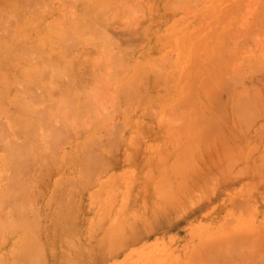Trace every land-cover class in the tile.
<instances>
[{"label": "rangeland", "instance_id": "obj_1", "mask_svg": "<svg viewBox=\"0 0 264 264\" xmlns=\"http://www.w3.org/2000/svg\"><path fill=\"white\" fill-rule=\"evenodd\" d=\"M56 1L55 2H51L49 0H41V1L40 0L39 1L38 0H0V20H1V22L4 19V18L2 19V17H4V16H6V18H9L10 21L12 19H13V22L15 21L14 22L15 24H12V27L11 26H8V28L9 27L11 28L10 29L11 31L14 30V31H12V33H9V35H7L8 33L7 34L6 33H3V30L5 32L6 31L5 29L7 28V25L10 24L12 21L9 22V19H7L8 22H6V21H5V23L2 22V24L4 26L2 24H0V27L2 26L3 28L6 26L5 29H1L0 28V36L5 37V38H1L0 37V51H1L0 52V127H1L0 128V133H2V134H0V143H1L0 144V150L2 148L1 146L7 145V143H9L8 136L9 135H12L13 136V132H11V131L12 130H18V126L15 125L14 121L17 120V119H19V118H22L24 121L27 119L28 121H26V122L33 123V124H30V128H32V133L31 132L28 133V139L29 140L30 139L33 140V141L30 140V142H31V147L33 145H35V146L32 147L34 149V151H35V148H38L37 150H39V149H42V150L43 149H46V150H48V148L50 147L47 144V142L45 143L46 138H47V140L49 139V136H47V135H48L49 130H50V128L48 129L46 127H49V126L51 127L52 126L55 129H57V128L60 129V132H59V130H57L58 131L57 133H59L60 135L62 133L63 136H64V134H68V135H65L64 138H63V136H60L58 134L60 136L58 140L61 141L60 138L62 137L64 139V143H62L63 141H61L62 144L56 142V145H59L60 144L62 147H60V145H59L60 148L59 147L57 148L55 146L57 148V152L56 153L54 152L55 154L53 152L52 153L49 152V150H48L49 153L47 151H45V150L43 151V152H46L49 155L53 154L52 155V158H51V162H52L51 164H53L52 166H51L50 163H49V165L47 163L48 166L46 164H44V161H48V159L47 160H45V159L43 160L44 157L50 158L51 156L45 155L42 152V150L41 151L39 150L40 151L39 153H38V151H35V152L38 153L39 156L42 155L39 158V156L37 154H36L37 156L34 155L35 153H34L33 149L30 147V149H32V150L29 149V152H30L31 155H33L32 156V159H35V157H36L38 163L35 164L36 159L34 160L35 162L34 161L31 162V160H32L31 158H30V160L28 159L29 161H26V163L28 164V166L27 165L25 166V163H24L23 173L20 175V176H22L24 174L25 177L22 176V179H25L26 178V174H28L27 176H29L30 173H33L35 171L33 173L34 176L31 175L32 177L30 178V176H29V180H28V178H26L27 180H25L26 181L25 183L27 184V188H29V189L26 188V191H24L25 193H23V195L21 196L22 197L21 199H18L20 197H17V200L19 202H21V205H22L23 199L25 201L26 200L25 198H27L28 201L27 200H26L27 202L25 201L26 202V206H24V207H26L28 209V212H29L30 209L32 210V208H33V210L29 212L30 214H31V212L33 213V215L30 216L32 218H30L28 216L29 213H27V210H26V213L27 214L23 212L25 214L24 215V220L25 221L24 220L23 221L26 224L29 223L28 224L29 227L26 226L27 228H24L23 230L21 228L20 229L22 231L27 230V229L31 228V226H33V223H35L34 225L36 227L35 226L32 227L33 230L31 228L30 230H28L26 232L24 231V232L25 233H28V234H29V232H30V234H32L31 232H36L37 234L35 233V236L37 235V237H39L38 234L40 235V239L39 238H36L34 236L35 244H36V250H34V252H32V253H34L35 258H34V260L30 264H52V263L53 264H55V263L57 264V262H58V264H60V262L61 263L63 262V259L60 258V260H59V257H61V256L63 257L64 252H65V249H63V248H65L64 247L65 245L63 243L57 241V239H58V237L56 236L57 233H58V235H60L59 233H63V235L64 236L66 235L67 237H68V235L70 233V238L77 237L78 236V239H81V241H82V239H84V237H85V230L87 231V229H88L87 227H89L91 225L90 223H91L92 219L95 217V214H96L97 209H98V206L97 205H94V203L92 202L93 201L92 200L93 199L92 198V194L93 193H96L98 190H100L98 188V184H100L101 182H105V180H111L112 178H114L115 179V181H114L115 187L119 191V196L120 197H128L129 192H130V190L132 188V185H133V180L135 179L134 178V176H135L134 173L135 172H137L138 170L142 169L141 167H143L144 164H146V163L148 164L150 161L159 160L161 162L162 160H164V162L167 163V162L170 161V158H171L170 155L163 154V152H164L163 150L166 147L168 148V145L171 144V143H173L174 141H172V140H166L165 141L164 139H161L160 138V136H159L160 135V131L163 130V128L160 127V125L158 124L159 122L157 123L156 120H155V118H154L155 117V113L158 111L157 110V106L155 105V103H154L153 106L152 105H149L151 103L153 104V102L155 101V99L159 98V94H160L159 87L156 84L157 82L155 80V77L152 76V74L151 73H148V72L146 73V75L144 74L145 76L139 74L140 76H135L133 78L132 83L129 84L127 90H130V91H127V92H122L121 91L122 93H118L117 92L118 93V95H117L116 88H119L120 90H122V88H121L122 79L125 77L124 76L125 74L127 75L128 72L129 73L131 72L130 64L129 63L126 64V66L128 67L129 70L128 69H126L125 71L121 70V73L119 71V73L118 72L117 73L116 72L115 73L113 72L114 73L113 74L112 71L109 70V72H111V75H110V73L107 70V72H108L109 75L108 74H105V73L104 74L105 75H108L109 76V79H107V82L106 83H102V86H103V88L105 87V89H103L101 92H102V94H104L107 91H111L112 90L111 91L112 92V95H109V96H111L110 98H112V99L109 101L110 98L105 95L108 98V101H109L110 104H107L108 101H107V103L104 102L105 99H101V102H102V100H104L103 102L108 105L107 108H110V110L107 109V108H104V110L107 109L106 111H108V113L110 112L109 114L111 116L112 115L111 113L114 112V110L118 109V108H116V109L115 108H112L114 106L113 105L114 103H115V105L116 104L118 105L119 104L118 102H122V101L125 100L126 103L124 101L123 104L129 103V105H132V106L127 107L126 113L124 112V114H121L120 112H122L126 108V106H128V105L124 106L125 108L122 111L119 110L118 113L115 112V114H116L115 116L112 115V117H109L107 119V117L109 116V114H108V116H105L106 113L103 110V107H106V106H105V104H104V106L103 105L101 106V104H103V103H101V102L99 103V94H101V92L99 94H97V95H94V89H96L95 87H97V84H98L97 81L99 80L98 79L99 77L97 78L98 80H95L94 79V81H95V82H93L94 83V85H93L94 87H92V85H91L92 83H89V85H87V87H85L84 86L85 84H84L83 80L80 81L79 78H78L81 70H82L81 74L83 73L84 75H85V73L87 74V72L93 70L92 69L93 62L95 60H97L99 57L98 58L95 57V60H92L91 61V59H94V58H92L91 55L96 56V54L99 53V50L103 46L106 47V45H108L109 49L116 50V48L118 46L117 44H115L117 46L114 45V48L110 47V46H112L111 45V43H112L111 41H112V38H113V39H116L117 40V43L118 44L120 43L119 44V47L120 48H121L120 45H122V47L125 46V48H126L128 46L127 44H129L128 47H130V44H132L131 47H130V50H127V49H124V48H121L122 50L119 48L118 50H120V54H121L122 51L125 52V56H129V58H127L125 56L124 57L127 58L128 60L129 59L131 60L132 58L134 59V56H135V59L134 60H136V59H138V57H141L142 54L145 52V50L147 49V46H148L147 43L151 39V38L148 39V42H146V39L148 37L145 38L146 35H143L141 33L142 32L141 31L142 26H144L145 24H146V26H148V32H146V33L149 34V32L150 33L152 32V28H153V31L155 32L156 29H157V27L163 25V23L165 24L166 21L168 22L167 25H169L173 21L175 22L177 20H181L182 17L185 18V20H186L185 22H183L185 24L183 27L184 28L187 27V24H188V27L186 28L187 30L190 29V30L193 31V30L196 29V31L199 32L198 34H200L199 37H198L200 40L198 38H196V40H198V42L200 41V43H203L204 47L205 48H209V49L212 48V44L213 43H212L211 38L210 39L207 38V36L210 34V33H207V32L211 31L214 28H216V31L214 30L215 32H221V31H223L222 29H224V32L227 31V30H229V29L230 30L231 29H234L233 31L231 30L234 33V37L236 36L235 38H237L238 35L241 36V37H240V40H239L240 42L238 41V43L236 42L238 40V38H237V40H235L234 38L229 37V39L232 40L231 43H234L233 39L235 40V43H236L234 45H230L231 47L234 46V49L233 50H235V47L236 46L238 48V49L236 48V50L233 51L234 53H232V54H234L233 55L234 58L232 59V61H238L237 60L238 59L237 57H239L241 55V58H240L241 59V62H240V59H239V63L242 64L243 63V60L245 59L243 64H245L247 66V64H249V62L251 61L250 56L252 55L251 58L254 57V59H255L256 54L259 53V50L264 47V29H263L264 28V16H263L264 15V0H231L230 2H233L232 4H235V5H234V7H233V5L230 6L229 9H231L232 7L234 9H232L233 11H230V10H229V12L226 11L227 14L228 13H231L229 15H231V16L233 15V17H230V19H229V15H227L226 18L224 17L225 10H223V9H221L220 12L219 11L218 12H213L212 11V8L214 10V7H213L214 5H213V2H211L210 0H205L204 2L202 1V3H200V5H198L200 1L196 0V2L198 1V4L197 5L195 4V6H196V7L194 6L195 8H193V9L191 8L190 9L191 12H190L189 9H188L189 12H188V10H183L185 7L183 9L182 8H178L179 10L174 9V6L173 5L177 4L178 2H176V1H178V0H175V4L173 3L174 0H173V2L171 0H168L169 2L167 1L168 3H171V2L173 3V4L171 3L172 6H173V8H169L170 6L168 7L167 6L168 4L166 5V3H167L166 0H141L142 2H145V3H142L140 0H129V1L127 0V1H124V2H126V3L130 2V1L131 2L132 1L135 2V3L131 4V7L130 8L132 9V7H133L135 9V12L136 13H137L136 7L134 6V4L136 5V1L139 2V5H142V6H139L138 5V2H137V5H138L137 7L142 8L141 9V12L138 11V13L139 12L140 13L139 14L137 13L138 16L140 15L141 18L140 17L139 18L141 20H137L136 17H138V16H134L136 18L137 23H138L137 26L134 27V28H131V25H130V27L127 26L128 23L131 22V20L135 19L134 17L128 18V15L126 14L127 15L126 17L128 18L127 20H129V21H127L125 19L126 22L123 21L124 18H122V21L121 20L120 21L118 20V19H121V18H118V19L115 18V16L118 17V15L120 14V10H118L119 11L118 12V15L116 14L117 13L116 12V7L119 6L118 4L121 3L119 0L117 1V3L119 2L118 4L116 3L114 5V2H113V5H111V6H116V7L114 9H112L110 12L108 11V9H106L107 10L106 11L104 8H102V6H101V9L102 10H105V11L102 12L101 9L99 10L100 6L98 7V2H100V0H89L88 3H87L88 0H85V3L82 0H70V1L64 0V1H68L69 2V3L67 2L69 5L67 3L66 4L63 3L64 5H67L66 8H65V10H67V11H65L64 8L63 9L61 8L59 1H57V2ZM110 1L112 2V1H115V0H110ZM241 1H242V3H241ZM44 2L46 3L45 5H47V6H49L48 4H50V3L52 4V5L50 4V7H45V10L47 8V11H45L43 9L44 7L41 10V7L40 6L42 4L44 5ZM47 2H49V3L47 4ZM103 2H104V0H103ZM179 2H182V1H179ZM58 3H59V5H58ZM71 3H73L76 7L72 4L73 5V8H71ZM81 3H84V4H81ZM94 3H95V6L93 5ZM122 3H123V1H122ZM96 4H97V6H96ZM162 4L166 5L167 8L166 7H163L162 8ZM228 4H231V3H227V5ZM182 5L183 6L185 5L184 1L182 2ZM236 5H240V6H237V8H236ZM183 6H181V7H183ZM69 7H70L71 10L68 9ZM86 7H87V9H86ZM96 7L98 8V11H97L98 13H101L102 12V14H101L102 15V18H103V16L106 17V15H105L104 12H107L106 14H108V13L112 14V11L115 10V11H113V12H116L115 13L116 15L113 13L115 15V16L113 15L115 20L112 18V15L110 16V14H108V19L104 20V22L106 23V27H105V25H103V24H105L103 21H101V22H103V24L99 22L102 18H101L100 15L99 16L97 15V12H95L96 11ZM121 7H119V8L117 7V9H121ZM38 8H40V9H38ZM106 8H109V6L106 7ZM74 9L77 10V11H75ZM90 9H91V12L92 13H90ZM131 9H130V11H131ZM163 9H165V11ZM29 10H31V11H29ZM72 10H74V11H72ZM122 10H123V7H122L121 11ZM126 10L129 11L128 9H126ZM71 11H72V13H71ZM82 11H83V16L84 17L82 16V18H81L79 16L82 15V13L80 14V12H82ZM43 12H45V13L47 12V13L45 14ZM77 12L80 14L78 16L79 19H78V17H75L76 19H73V18L69 19L72 16L74 17V15H72V14H76ZM93 12H95L96 14H94ZM211 12H213V13H211ZM262 12H263V15H261ZM78 13H77V15H78ZM127 13H130V12H127ZM13 14H14V16H13ZM37 14H38V18L39 17H41V18L38 19L37 18ZM93 14H94V16H91L90 17V15H93ZM123 14H124V10H123ZM123 14L121 12V15L122 16H123ZM134 14H132V15H134ZM188 14H192V15H188ZM39 15H41V16H39ZM259 15H261L262 17H260ZM57 16H58V18L60 20L57 18L58 21L53 24L52 22L56 21V17ZM85 16L87 18L90 17L89 19L93 18V20H95V21H96V18L97 17L100 18V19L97 18L98 21H96V22L95 21L93 22V20L91 19V21L93 23H95V24L98 23V25H96V26L94 24V27H95V29L98 28V31L99 32H97V29L95 30L93 28V30H95V32H97L96 33L97 38H96V35L94 37L93 36L92 37L89 36L90 38L87 37L88 35H86L85 40L84 41L82 40L83 43L86 44V41L88 40L87 38H89L90 40H92V38H94V39L92 40V42L91 41H88L89 42L87 44L88 46L85 45L87 47L83 46L82 45L83 43H82L80 47L83 46L84 48H80L79 45H80V42H82V41L80 40L81 37L78 38V36H77V38H78L77 40H79L78 41L79 43L77 42L79 44L78 47L75 45V47H77V48L73 49V48L70 47V49L67 50V51H71L72 50L71 51L72 53L70 52L71 56H70V54L69 55L68 54H65L64 55L63 53H68V52H64L63 48L62 47H59V45L55 42V39L52 38V36L54 34H56V32H58L59 29L62 28L63 25H65L64 27L67 26L66 29H68V28H70V26H73L71 28H74V26L76 27L77 25H82L83 22H84L85 23V26L92 27V25L91 26L90 25H86V22H87V24H89V21H88L87 18H85ZM122 16H119V17H122ZM34 17H36L37 19H34ZM67 17H68V19L70 21L65 22V20H66ZM109 17L111 19H113V21L111 19H110L111 20L110 21L109 20ZM142 17H144V18H142ZM219 19H221V20H219ZM227 19H229V20L224 23L223 20L225 21ZM108 21H110V23ZM136 21L134 20V22H136ZM215 21H217V22H215ZM218 21L219 22L222 21V22L219 23ZM28 22H30V23H28ZM60 22H61V24H60ZM107 22L109 23L108 25H107ZM6 23H8V24H6ZM24 23H26L27 25L24 24ZM58 23H59V26H58ZM237 23L240 24L238 26H241V27L243 26V28H240V29L239 28H236L235 26H237ZM253 23H254V25H253ZM21 24L23 25L22 26V29L24 27L23 30L21 29L22 32L19 31L20 30L19 28H20V25ZM28 24H29V27L28 28L25 27V26H28ZM34 24H36V26ZM231 24H233V25H231ZM54 25L56 26V28L57 27H60V28H57L58 29L57 30V29H55ZM122 25H124V27H126V28L122 27ZM132 25H134V24L132 23ZM220 25H221V27H220ZM82 26H84V24ZM98 26H100V27H98ZM112 26H114L115 29H117V30H118V27L121 26L122 29H125V30H121L120 29V31H117V30L113 29L114 27L111 28ZM255 26H257V27H255ZM50 27H52V28H50ZM127 27L130 28V29H128ZM99 28H102L101 31H104L105 30L103 28H106L107 30H105L104 33L103 32L100 33V29ZM108 28H111L114 31H111V29H108ZM126 29H127V31H126ZM203 29H205V30H203ZM218 29H219V31H218ZM236 29H238V30H236ZM258 29H260L262 32H259ZM7 30L10 31L9 29H7ZM68 30H71V29H68ZM128 30H130V32H128ZM252 30L254 32H257V35H255L256 33L252 32ZM107 31H108V33H107ZM234 31L235 32L237 31L236 34H235ZM125 32H128V34L125 33ZM246 32L247 33H250L251 32L250 34L251 35L254 34V36H251L250 34L246 35ZM15 33H17L16 36H15ZM28 33H31V34H28ZM25 34H27L28 36L25 35ZM103 34L105 35V37H103L104 36ZM107 34H109V35H107ZM116 34H117V37L118 38H116ZM126 34L128 36L126 38H128V39H125L124 38V36ZM151 34H153V32ZM226 34H227V32H226ZM229 34H231V33H229ZM12 35H14L13 36V39H12ZM49 35H50V37H49ZM109 36H110V39L109 40H111V41L108 40V37ZM231 36H233V34H231ZM9 37H10V40L8 39ZM102 37L105 38V40L100 39ZM106 37H107V41L110 44H108L106 42ZM226 37H228V36H226ZM250 37H254L256 39L253 38V40H251L252 38H250ZM39 38L40 39L43 38L42 39L43 41L41 40L42 43H43V45L42 46H39L37 53L38 52L40 53L43 50L42 51L43 53H41L40 55L41 56L42 55L44 56V54H46L45 55L46 58L47 59H51L52 60V63H53V61L54 62H57L58 64L57 63L56 64H57V66L59 68L56 67V65H55V67L57 69L50 70L51 72L48 70V74L46 73L47 70L44 69L43 74L45 76H46V74L47 75H51V74L53 75V76L51 75L52 77L49 76L51 78L50 81H48L49 80V77H48V80H46L47 78L43 75V77H45L46 83L47 82L49 83V84L47 83V85H45L46 88L47 87L50 88V89L52 88L51 89L52 91L50 90L51 91L50 93H49V90L48 89H47V91H46V89H44V91H42L43 89L41 88V85L42 84H45V80H42V78H43L42 76L35 82L34 86H32L33 87L32 89H34V91L31 90V89L29 91H32L34 93L35 90H36L35 88H37L38 92H40V93H38L36 91V93H34V94L37 95V93H38L39 95H41V96H38L37 95V97H40L41 98V97H44V96H46V97L53 96V98L52 97L51 98L54 99V97H56V95H58V91L61 94L60 89L62 88V86L64 84L63 81L64 80H67V79L66 78H63L64 80L57 81V82H53L52 79L54 78V76L57 75V71L58 70L59 71H61L62 69L64 70V67H65V69H68L69 70L70 68L67 67V66L70 65L71 70H73V72L70 70V72H72V73L69 74V75H72L73 73H75V74L73 75L74 76L73 79H72L71 76H69L71 79L69 78L67 80V82L71 83L70 81H73L74 82V81L78 80V81H76L77 83H75V82L73 83L72 82L73 83V86L78 87L77 84L83 82L82 85L85 88V89L84 88L82 89L83 91H81V90L79 91V88L82 86V85L80 86V84H79L80 87L76 91L77 93L75 92V99H76V103L74 105L75 108L78 109L79 111L81 110L83 112V110H84L83 108L86 109V107L88 108L89 105H90V108H91V106L94 105L93 102H95V101L93 100V98L94 99L95 98L96 99L98 98V100H97L98 103L94 105V111H96L97 109H99V111H96L94 114H97V112H101V117H99V119L97 121L99 122V120H102L103 117H105L104 118L105 119V124L108 121L110 122L112 120V121H114L113 123H111L112 121L110 123L109 122L108 123L115 125V128H116L115 130L118 131L115 135H113V138H112V140H114L115 142L114 141L113 142H108V140L110 139L109 138V135H107L108 136L107 138L104 137V134L107 132L106 131V128L107 127L103 130V125H102L101 121H100V125L97 123V121L94 123V125L95 124H98L99 126L98 125H96V126L93 125L94 126V129H97L99 127V129H97L98 131H96L93 135L94 136H96V135L98 136V137L97 136L95 137L96 138L95 140H98L97 141L98 143H96V145H98L97 146L98 153H99L100 150H102V151H100L101 152V155H100V153L99 154H96L95 153L97 155L96 156L95 154H92L93 152L90 153V154H92L93 156L95 155V158L97 157V159H99L100 156H101V159H103V157H106V159H104L105 161L103 160L105 163L104 162L102 163V161L99 159L101 161V163H100L99 160L95 159L94 157L93 158H88V157L86 158L85 157V156H89V152H91V151L90 150H86L87 147H88L87 149H89V146H84L82 142H85V140H86L85 145H92V143H93V145H95V143L94 142L91 143L89 141L90 139H88L89 136H90L89 133H91L90 131H91V129H92L93 126L90 124L91 126H88L87 129H84V127H85V123H84L85 121H84V119H82V122H81V123H84V125L82 124L83 125L82 127H83L84 131L81 132V130H79V128L81 126L79 123H80L81 120H79V123H77L78 120H74L73 116H70L69 119H62V121L60 122L61 124L60 123H53V124H48L45 127V126H42V124H40L39 122H37V120H35V119L32 120V118L31 117H28L27 114H25V113L22 114L23 112L20 113L19 106H18L19 105V103H18L19 100L17 99V94L18 93H16L17 90H19V89H18V85L16 84L17 81H15V80H20L22 78L21 76L24 75V72H27L28 70H30L31 66H33L32 62H29V58L30 57L36 58V51L34 49H36L37 46L39 45V41L37 40ZM47 38H48V40H47ZM49 38H52V39L50 40ZM83 38L84 37H82V39ZM98 38H99V40H98ZM122 38H123V40H122ZM167 38H171V35L170 36L168 35ZM143 39H145V40H143ZM224 39L225 40H228L227 38H224ZM20 40L22 42H20ZM25 40L26 41L27 40H31V42L35 41V42H33L34 44L33 43H31V44L33 46L35 45L36 48L35 47L33 48L32 45L29 46V44H30L29 41L26 42ZM241 40L243 41V44L240 45ZM18 41H19V43H20V45L22 47V52L20 50L21 47H19V45H18L19 44ZM254 41H256L257 44ZM104 42H105V44H104ZM213 42H214V40H213ZM23 43H25L26 45H24ZM114 43H116V41H114ZM207 43H210V44H207ZM229 43H228V45H229ZM250 43L252 45H249ZM246 44L248 45V47H247ZM244 45H246V46H244ZM253 45H255L256 48ZM7 46H8V48H7ZM13 46L14 47H19V50L20 51L17 50V48H14ZM23 46L24 47L26 46V49L29 47L27 49V51L28 50H31L30 48H33L31 50V52H27V54H29L30 57L29 56H26L25 57L23 51H26V50L23 49ZM89 46H91L93 48L91 49V47H89ZM230 46H229V48H230ZM249 46H250V48H249ZM257 46H259L261 48L259 50H257ZM99 47H100V49H99ZM104 47L101 49V51L106 50L108 48V47H106V48H104ZM13 48L16 49L15 50L16 52L14 51ZM95 48H96V50H95ZM240 48H242L243 50L240 49ZM245 48L246 49L249 48V49L246 50ZM78 49L81 52H79ZM93 49H94V51H93ZM252 49H253V51H252ZM33 50H34L35 53L33 52V54H32V51ZM84 50H85L86 54H88V55H86L84 53ZM118 50H117V52H118ZM249 50L251 52H254V51L255 52L253 54H251V52ZM262 50H260V54L263 56L264 55V50H263V54H262ZM48 51H50V52H48ZM95 51H96V53H95ZM215 51H217V50H215ZM13 52H15L16 54L13 53ZM51 52L53 54L52 57L55 60L52 57L50 58L51 55L48 54V53H51ZM76 52H78V53L76 54ZM123 52H122V54H123ZM220 52L221 51H218L217 52L218 53L217 55H219L221 58H217L218 60H214L213 61L214 64H217V65L220 64L221 65L220 59L222 60V64L227 61V59L225 61H223V58L226 56L227 53H225V51L224 52L222 51L224 54L222 52L221 53ZM79 53H80V55L78 56V58H77L78 60H77L74 57H77L75 55H78ZM55 54H56V56H54ZM238 54H240V55L238 56ZM248 54L249 55L251 54V55L248 56ZM20 55L22 56L21 57L22 59L20 58ZM1 56H2V58H1ZM17 56H18V58H17ZM39 56H38V58H39ZM81 56L84 57V58L83 59H80ZM86 56H87L88 59H89V57L91 58V59H89L90 60L89 62H88V59L86 61L84 60V59H86ZM97 56H99V55H97ZM59 57H60V59H58ZM226 57H228V56H226ZM257 57H261V56L259 55ZM5 59H7V60L5 61ZM127 59H125V61ZM247 59L248 60L250 59V61H248ZM30 60L33 61L34 59H30ZM35 60H38V59H35ZM35 60H34V63L36 64V61ZM51 60H49V61H51ZM72 60H73V62H75L76 60L77 61L73 64ZM10 61H12V62H10ZM81 61L83 62V64H82ZM134 62L135 61H133V63ZM229 62H231V61L229 60ZM246 62H248V63L246 64ZM76 63H78V65L81 67L80 68L81 70H78L77 73L75 72L76 70L74 71V69H75L74 67L76 66L75 65ZM231 63H228L227 62L225 64H231ZM233 63L235 64V62H233ZM41 64H44V63H41ZM65 64L67 66H65ZM241 64H238V66L236 68H235L234 65H230V68H231V66H234L233 68H231L232 71H227L228 68H229V65H227V70H226V66L225 65L223 66L224 67L223 69L227 71V74L229 72L228 75L232 74L230 72H233V74H234L235 69H237V68L239 69V68H241L243 66V64L242 65ZM220 65L218 67H220ZM126 66H125V68H127ZM72 67H73V69H72ZM77 67L78 66H76V69H77ZM88 67H89V70H88ZM41 69L43 70V67H41ZM78 69H79V67H78ZM233 69H234V71H233ZM238 69L236 70L237 72L235 71V73L236 74L237 73L239 74L238 75V78H239V77H241L240 76L241 72L239 71L240 69L239 70ZM243 70L244 69H242L241 71H243ZM54 72H56L55 73L56 75H54ZM49 73H51V74H49ZM90 74H93V73H88L86 76H80V77H81V79H84L87 82L88 80H90L88 78H90L92 76V75L89 76ZM14 75H16L17 77H15ZM76 75H78V77ZM228 75H226V77ZM7 76H9L10 78L12 77V79H10ZM120 76H121V78H120ZM233 76L231 75V77L235 78L237 75L234 74ZM113 77L116 78V79H113ZM223 77L221 76L220 78H221L222 81H225L223 79ZM226 77H224V78L227 79ZM67 78H68V76H67ZM91 78H94V77L92 76ZM137 78H138V80H137ZM142 78L143 79H146V80H143L142 81ZM233 78L231 80L232 83L229 82V80L227 79L230 84H228V82L226 83V81L224 82V84H220L221 82H219L220 80H218V79H216V81H214L215 79L214 80H212V79L210 80V82L214 85L213 86L211 84L212 85V90L213 89L215 90V92L213 90V93L217 94V95H214L212 93V91H211V94H210L211 97H212V103H211L212 104V106H211L212 108H211V110H212L213 113L214 112L217 113L215 115L218 116V117L215 116L214 125H215V127H217L219 129V132L222 131V133L224 131H226V130L231 133L232 132L231 130L236 127L235 125H238V124H236L234 122L235 121L234 119H231L232 117H230V115H229V113L231 112L230 110H232L234 107L227 106V105H229V103L232 100H234V98H235L234 96H237V94L239 93L240 90H245V91L248 92V94L252 93V94H250V97L253 96V95H256V96L260 97L259 95L262 94V93H263L262 94L263 96H261V97L262 98L264 97V69L261 70V71H257L255 73H253V75L250 74L248 78L246 76H245V78L243 77L246 80H243L242 77H241L242 79L241 78L238 79V80H241L242 81V82H240V83H242V85H240L239 82L237 83V81H233ZM256 78H257V80H256ZM9 79L12 80L11 83H15L16 84V85L15 84H9L12 87L14 86L13 89H12L11 86L7 85L8 83H10V80ZM235 80H237V79H235ZM115 81H116V83H115ZM90 82H91V80H90ZM142 82H144V83H142ZM40 83H41V85H40ZM58 83H59V85H58L59 88L57 86ZM72 83H71L70 86H72ZM86 84H88V83H86ZM119 84H120V86H119ZM140 84H142V85H140ZM231 84L233 85V87L228 86V85H231ZM236 84H239V85H236ZM7 86L11 87V89H9V87H8L9 91H8V89H5V88H7ZM113 86L115 87V89L113 88ZM117 86H119V87H117ZM236 86H239V87H236ZM15 87H17V90H15ZM242 87H244L245 89L242 88ZM53 88H54V90L56 88L59 89V90L58 91L57 90L54 91ZM5 90L8 91V93L11 91V95L10 94H6L7 93L6 92L4 94L5 95L4 96L2 92L3 91L5 92ZM14 90H15V93H12V92H14ZM73 90H76V89L74 88ZM120 90H119V92H120ZM131 90H132L133 94L130 95L131 97L130 96L127 97L126 94L127 93L129 94L131 92ZM137 90L139 92V95L137 94V97H140V99H137V97H135L136 96V93H137ZM32 92H28V93H30L31 96H34ZM42 92L43 93L45 92V94H47V93H49V94L43 95V94H41ZM73 93H74V91L72 92V95H74ZM234 93H236V95ZM13 94H15V95H13ZM90 94H92V96H93L91 98L92 101L90 100L91 102L88 100V97H89V99L91 97ZM102 94L100 96H102ZM122 94H124L129 99H127V98L125 99V96L122 97L121 96ZM116 95L119 98H117ZM145 95H147V97ZM78 96H79V98H78ZM105 96L103 95L102 98H106ZM141 96H142V98H141ZM213 96L216 99V101L214 100L215 102L213 101V98H214ZM132 97H133V99L130 101V99ZM134 97L137 99V101H136V99ZM86 98H87V100H86ZM15 99H17L18 101L17 100H16L17 102L14 101ZM38 99H37V101H38ZM9 101H10V103H9ZM37 101L34 103V105L37 106V107H41V105L39 104V102L37 103ZM114 101H116V102H114ZM221 102H223V104ZM111 103H113L112 104L113 106L112 107H109V106H111ZM213 105L216 106V107H214ZM78 107H80V108H78ZM81 107H83V108H81ZM119 107H123V106L119 105ZM128 108H129V110H128ZM218 108H219V110H218ZM222 108H224V109L222 110ZM86 111L87 112H90V113H87ZM86 111L84 112V114L87 113L89 115L88 116L85 115L84 118H86L85 120H87L86 123L89 124L92 121H91V118H89V121H88V117L91 116L90 114H91L92 111H89L88 109H86ZM21 114H22V116H21ZM94 114L92 113V116ZM221 115H224V117L223 116L221 117ZM260 115H262V117ZM2 116H3V118H2ZM257 116H258V119H255V120L251 121L252 124H251L250 121H249V123L247 122L246 125L243 124L244 127L246 128V130H244L246 132V134L241 129L242 128L241 127V125H242L241 121L239 122V123H241V124H239L240 126H237V128H235V132L233 131L234 133L232 132L234 135L231 133L233 136L236 135V138L235 139L232 138V140H231L230 139L232 137V136L230 137L231 134L229 135V132H226L229 135V140L233 141V139H234L235 140L234 142H229L228 138H226L228 140V141H226L225 140V137L227 135L224 132L225 137L223 136V138H222L224 141L222 142V141H220V139H218L219 140V143H218V141L216 140V144H217V147L215 146L216 149H215L214 145H213L214 148H212V145H211L212 142L211 141H210L211 143H209V141H208V143L210 144L209 147L206 146L207 145L206 144L207 142L206 141L203 142L204 141L203 139H205V137H201L202 139L199 138L197 140V142L198 143L201 142V144H199L197 146H194L193 145L194 147H192V145L190 144V142L187 141V139H188L189 136L188 137H184V139L188 142V145L186 147V149H188V150L185 149V154H187L189 152L188 155H189V157H191V159H190L191 162H194V159H195V161L197 160V157H193V155L195 156L196 154L199 153L200 155L202 154V157H203V158H201V156H200L198 158V160H197L198 162L196 161V164H195V167L197 169H194V171L195 170L198 171V175H196L197 172L195 171V177L197 176L196 178L199 179V181L197 180L198 181V184H196L195 181H193V179H192L193 182H191L190 180H188L189 183H193L194 184V186L192 185V187H193V191H192L191 190L192 187L189 188L191 186V184H188V181H186L187 178H185L183 180H181V178L178 179V182H179V184H180L181 187H180V190H179L180 192L177 190V192H179L180 196L179 195L177 196L174 193L176 192L175 190L179 188L178 182L177 181L172 182V185H171L172 187L171 186L170 187H171L172 192H173L174 195L171 194L172 197H168L167 199L169 200V199L177 196L176 198H177V201L178 202L175 200L176 198L175 199L173 198L174 201L177 202L176 205L175 204H172L173 201L171 202V200L170 201H167V199H166L167 202L164 201V199L167 196L164 195V193L162 192L163 191V188L162 187L157 186V185L149 186L148 189L151 191L152 194H154L153 197H152L153 202L156 203L157 201H160L163 204L162 205L163 207L161 206L162 207V210L159 213H155V214H157L158 217H154V216H156L155 214H153V215H150L149 214L151 212V210H148L144 206L143 201L141 200V193H140V201H141L142 209L139 212H137V213H134V212L129 213V212H127L128 209H126V208L130 204L126 205L127 202L120 203V200H119L118 201V204L116 205L117 208H118V212H119L120 208L123 210V208L120 207V204H122L125 207V213L123 215H118V216H117V214H119L118 212L116 214L114 213V214H112L110 216L111 219H108V220L105 219V222H107L109 224L113 219H118V218L127 219V221H129V223L135 221V223L133 222L132 229L130 230V232H131L130 235L131 236L129 235L130 238L128 236L127 239L125 240L126 242H123V245H124V246L122 245L123 248L121 247L118 250L113 251L112 253L106 251L107 253H109V255L115 257V258L113 257V260H112V257L111 256H108L107 257L106 255H108V254L105 255V253H103V252H98L99 256H98V254H95V260L97 259V261H98L96 264H98L101 261L105 262V264H264V182H261L264 179V175L261 176L264 173V170L262 171V169L264 168V163H263L264 162V158H263L264 157V135L262 137H260V138L257 136L258 133H259V129H261L262 130V133H264V120H263L264 119V108L260 110V113ZM92 118H94V116ZM68 120L70 121L69 123H71V121L74 122V123L73 122L71 123V124H73L72 125L73 127L71 126V124L66 123V122H68ZM93 121H95V119ZM230 121H232V122H230ZM9 122H11V123L13 122V124L11 125ZM3 123H4V127H3ZM65 123H66V125H65ZM76 123L79 124V126H77ZM108 123L106 124V126L108 125V127H109L110 125ZM115 123H117V124H115ZM183 123L186 126H188V123L187 122H183ZM5 124H6L7 127L5 126ZM63 124L66 126L65 128H64V126H62ZM92 124H93V122H92ZM218 124L219 125L221 124V125L219 126ZM222 124H223V126H222ZM247 124H249V125L251 124V126L249 127V126H247ZM35 125H37V126H35ZM113 125L110 126V128L107 129V130H109L108 132H111V131L114 132V129L111 130V128H114ZM122 125H123V128H122ZM224 125H226V126H224ZM39 126H40V128H39ZM116 126L119 127V128H117ZM164 126L166 127V124H164ZM14 127H16L17 129L14 128ZM82 127L80 129H82ZM221 127H223L222 128L223 130L221 129ZM228 127H229V129H228ZM244 127H243V129H244ZM100 128H102V129H100ZM247 128H248V131H247ZM7 129H8V131H6ZM120 129H122V130H120ZM238 129H240L241 131L238 130ZM85 130H86V132H85ZM99 130H100V132H99ZM75 131L76 132L78 131L77 132L78 135H76ZM148 131H150V132H148ZM97 132L99 133V135H98ZM255 132H257L256 133L257 134L256 136L254 135ZM34 133H36V134H34ZM39 133H41V134H39ZM42 134L44 135V137L46 135V137L43 138ZM51 134L52 133H49V135H51ZM84 135L86 136L85 137L86 139L85 138L83 139ZM91 135H92V133H91ZM101 135H103L102 138H100ZM132 137H134V139H132ZM140 137H141V139H139ZM40 139H44V140L42 141ZM67 140H69V142H67ZM78 140H79V143L81 142V144H79L80 149H78L79 150L78 152H83V153L85 152V153H87V151H88V153H87L88 155H86L85 153L84 154L80 153V154H78V158L82 157L85 160H89L90 159L89 160L90 161L89 162L90 165H94V166H95V163L96 162H99L101 164L100 168L102 167L103 164H104L103 165V167H104L106 165V163L109 162L107 164L108 166H105L104 167V169L106 167H107L106 169H108V168L109 169L108 170H104V169H102L103 168L102 167L101 169L104 170L102 172L101 170H99V167H98L100 164L97 163L99 165L96 164V168H94V169H95L96 172L99 171V173L98 172L97 173L95 172V174H93L94 173L93 172L94 170L91 171V169H93L92 167H94V166H92V167L90 166L91 167L90 169H88L89 167H87V169H86L87 171H90L91 174L94 177H96V178H94L92 175H89L90 172L87 173V171L84 168L85 166H87V163L86 162H88V161H86L85 163H82L84 165H81L80 163L81 162H84L85 160L84 159L82 160L80 158L79 159L80 163H79L77 161L78 158H76V156H77L76 155L77 154V149L76 148H79V147H77L78 145L76 146V144H78ZM82 140H84V141H82ZM93 140L94 139H91V141H93ZM112 140H109V141H112ZM210 140H212V139H210ZM2 141L3 142L5 141L6 143L4 142L5 144H3ZM117 141H118V143H117ZM10 142L12 144L14 141L13 142L10 141ZM35 142L36 143L38 142L37 144L38 145L40 144L39 146L41 148H39L38 145ZM89 142L91 144H89ZM119 142H121V143H119ZM227 142H228V144H227ZM114 143H115V145H114ZM139 143H140V148H138ZM234 143H236L237 145L234 144ZM117 144L119 146H116ZM219 144H221V145H219ZM44 145H46V146L44 147ZM96 145H95V149L93 148L94 146H92V148L94 150H97ZM141 145H142V148H141ZM107 146L109 147L110 150H108V147ZM197 147H198V149H200L199 151L197 150ZM56 148H53V149L55 150ZM209 148H210V151H209ZM51 149H50V151H54L53 149L52 150ZM75 149H76V151H75ZM81 149H82V151H81ZM93 149H92V151H93ZM116 149H118V150H116ZM195 150L197 151V153H194ZM237 150H239V153H238ZM111 151L114 152V153H112ZM240 151H242V152H240ZM95 152H97V151H95ZM115 152L116 153L118 152L117 155H116ZM204 152H205V154H204ZM0 153L3 154L2 150L0 151ZM103 153L106 156L103 155V157H102V154ZM136 153H138V154H136ZM207 153H209V154H207ZM81 154L84 157L83 156H79ZM234 154H236V155H234ZM262 154H263V156H262ZM92 155H90V156H92ZM63 156L66 158V160H65V158ZM69 156H70L71 160H70V158L68 160V157ZM259 156H261V158ZM107 157H108V159H107ZM166 157H168V158H166ZM72 158H73V160H72ZM236 158H237V160H235ZM75 159H76V161L80 165H77L78 163H76ZM94 159L96 160V162H94ZM246 159L248 161H246ZM250 159H252L253 162L250 161ZM230 160L232 161V163L230 162ZM39 161H41V162H39ZM68 161H69V163H67ZM71 161L74 162V163H72ZM91 161H93L94 163L93 162L91 163ZM234 161H235V163H233ZM245 161L248 164V166H247V164H245ZM259 161H263V162H261V165L263 167L262 169H260L261 166L259 165L260 164ZM29 163L31 165L32 164L34 165L33 168H32V166ZM40 163H41V166H40ZM42 163H43V165H42ZM54 163H56V164L54 165ZM89 163H88V165H89ZM252 163H253V165H255V164L258 163V166H260V168H259L260 171L258 172V174L256 173V176L253 174V170L251 169V167H252L251 164ZM205 164H207V165L205 166ZM35 165H37V167H35ZM44 165H45L46 168H44ZM233 165H235V166H233ZM232 166H233V168H232ZM240 166H241V169L239 170ZM80 167H83L84 168V169L82 168L83 171H82V169ZM38 169H40V171H39L40 173L38 172ZM74 169L75 170L77 169L76 170L77 172L75 171L76 172L75 174H73L74 173ZM96 169H98V170H96ZM27 170L29 171L28 173L26 172ZM55 170H56V172H55ZM221 170L222 171L224 170V171L223 172H220ZM51 171H52V174H51ZM250 171H252V173ZM200 172L202 173V175H199ZM35 173L38 174V177H35V176H37V174H35ZM84 173H86L87 175L84 174ZM239 173L242 174V175H240ZM193 175H194V173H193ZM7 176H8V174H7ZM86 176H88L90 179H93L96 182H94L93 180L92 181L91 180L89 181V178H86ZM97 176H98V178H97ZM190 176H192V172H191V175ZM201 176H204L205 177V179H203V181L206 182V183L204 182V184L206 185V187L203 186V187H201L202 189H199L197 185H199L201 182H203L202 179H201ZM238 176H241V177H238ZM260 176L262 178H260ZM73 177L75 178V180H74ZM192 177H194V176H192ZM192 177H190V179ZM64 178H65V180H64ZM70 178L71 179L73 178V180H70ZM45 179H47L48 181L45 180ZM61 179H63V180H61ZM97 179H98V181H97ZM257 179L260 182V183L257 182L258 184L255 182V180L258 181ZM59 180H61V181L59 182ZM251 180H252V182H251ZM29 181H31L30 183H32V184H29L28 183ZM37 181L40 182V183L39 184L38 183L33 184V183H35ZM49 181H50V183H49ZM56 181H58V182H56ZM3 182H5V183L3 184ZM9 182L10 181H8V182L7 181L0 182L1 183L0 185H2L0 187H3L6 184L7 185H10L11 182L10 183ZM144 182H143V184H144ZM184 182H185V184H184ZM181 183L184 184V185H182ZM54 184H57L56 186H58L59 188H56V186H55V189L52 190L54 188ZM67 184L68 185L70 184V186H68ZM81 184H83V186H80ZM255 184H257V185H255ZM32 185L35 186L36 189L33 188ZM73 185H76V186H73ZM188 185H189V187H187ZM63 186H64V188H63ZM195 186H197V187H195ZM207 186H208V188H207ZM175 187H178V188H175ZM185 187H187V188L185 189ZM144 188H146V190H147V185L146 184H144ZM203 188H204V190H203ZM32 189H33V191H32ZM69 189L71 190V193H70ZM182 190L184 192H186V193H184ZM187 190H189L190 192L187 191ZM28 191H30V193H28ZM36 191H37L38 195L36 194ZM195 191H197L196 193H199V195L196 194ZM33 192H35L34 195H37L36 198H35L34 195H32ZM53 192H56V195H57V193L59 194L56 197V198L59 199V200L57 199L58 201H56V203H57L56 205H54L55 202L54 203H51L48 200V199H50V197H51V195H52ZM24 194H27V195L24 196ZM68 194H69V196H68ZM31 195L34 196V197L32 198ZM73 195L74 196L76 195V196L74 197ZM29 197L31 198L32 201H29L30 200ZM39 197H40L41 201L39 199H37ZM61 197L62 198L64 197V198L62 199ZM70 199L71 200L74 199V200L71 201ZM60 201H61V203H60ZM62 201L64 202V204H63ZM28 202H32V203L35 202L34 204L30 203V205L33 206L30 209H29L30 206H29V203ZM73 202H74L75 205L73 204ZM67 203H68V206H69V208L67 210L68 213L66 212V214H64L65 213L64 212V209H61V208L60 209L59 208L57 209V207L59 205V207H62V208H65L66 207L65 208V211H66V209H67V206H66ZM167 203H168L169 206H171V205L172 206L171 207L168 206L169 208H167ZM23 204H24V202H23ZM43 205H44V208H43ZM55 206H57V207L55 208ZM72 206H73V209H72ZM36 209H38V210H36ZM54 210L57 213L56 212H53ZM58 210L60 211V213L58 212ZM73 211L75 213V218L73 217L74 216V213L72 214ZM43 212L45 214H47V216H45ZM50 212L53 213V214H58V213L61 214V215L64 214V217H63L64 219L66 217L65 215H67V217H69L71 215L70 216L71 224H70V221H67L66 220V219L69 220V218L66 217L65 220L64 219H61V221L63 220L64 223L65 222L66 223L69 222V223H67L68 225L62 223V224H64L63 226L66 225L67 227L69 226L71 228L73 226V224H74L72 222V219H73V221L76 222V226H78V228L76 229V226L74 224L75 227L73 226L71 228V230H70L71 232H69L68 229H65L67 227L64 228L65 230H67V232H64L65 230L62 227H60L59 224L58 225L56 224L60 220V219L59 220L57 219V222L55 223V225L59 226L58 229H57V226H54V224H52L53 223L52 220H51V223H49L50 221L48 219L51 216V214H49ZM37 214H38V216H37ZM8 216H9V214H7V217ZM34 216L36 217V219H37V217L38 218L40 217V220L38 222L36 221L37 223L40 224V226H38L39 224L38 225L36 224L35 220L33 221V217ZM26 217H28V218H26ZM35 217H34V219H35ZM71 217H73V218L71 219ZM27 219H29V221ZM50 219H52V216H51ZM74 219H76L77 221L74 220ZM128 219H130V220H128ZM134 219H136V220H134ZM142 219L144 220V222H143ZM139 220H140V222H139ZM61 221H59V222H61ZM142 222H143V224H142ZM140 223H141V225H140ZM43 224L44 225L46 224L45 225L46 227L45 226L43 227ZM62 224L60 223L61 226H62ZM144 224H146V225L144 226ZM18 225L20 226L21 223L18 224V222H15V225H13V226H17V230H18V227H19ZM38 227H39V229L41 228V230H38ZM52 227L53 228L56 227L54 229L55 230V235H53L54 233H52V232H54L53 230H51ZM15 228L16 227H14L13 229H15ZM34 228L35 229L37 228L38 232H37V230L35 231ZM59 228L62 229L60 232L58 231ZM74 228L76 229L75 230V234L77 232L76 235L74 233L72 234V231L74 230ZM20 229H19V231H13V232H15L13 234V236H19L20 235L19 232L21 231ZM149 230H150V232H148ZM94 231L96 233V230H94ZM78 232H80L81 235ZM46 233H47V235H45ZM95 233H94V235L98 234V233H96V234ZM15 234H17V235H15ZM32 235H34V234H32ZM132 235H134V237ZM38 239H39V241H37ZM47 239H48V242H47ZM55 240L58 243H55ZM74 240H75V238L72 239V241L75 242L77 240V238H76L75 241ZM51 241L52 242L54 241V242L52 243ZM130 241H132V242L129 244ZM44 242H45V244H44ZM51 243L53 244V248L54 249L53 248L51 249V247H52V244ZM60 244H61V246H60ZM127 244L130 245V247H128ZM49 245L51 247H49ZM60 247H61V249H63L62 251L60 250ZM52 251H54V252L56 251L55 253H58L57 254L58 257H57L56 254H53ZM50 252L53 254V255H51L52 256V259H51V256H50ZM59 254H60V256H59ZM61 254H63V255H61ZM100 256H102V258ZM53 257L55 258L56 261L54 260ZM103 258H104L105 261L103 260ZM107 258H111V260L110 259H107ZM103 262H101L99 264H103ZM89 263L90 262H85L84 261V262L79 263V264H89ZM62 264H64V262Z\"/></svg>", "mask_w": 264, "mask_h": 264}, {"label": "bare ground", "instance_id": "obj_2", "mask_svg": "<svg viewBox=\"0 0 264 264\" xmlns=\"http://www.w3.org/2000/svg\"><path fill=\"white\" fill-rule=\"evenodd\" d=\"M39 1V0H38ZM41 1V0H40ZM49 1H51V2H55L56 0H49ZM57 1H59V3H60V6H61V8L63 9L64 8V10H65V8H66V6L67 5H64V4H66L68 1H70V0H68V1H64V0H57ZM56 1V2H57ZM61 1V2H60ZM84 3H85V0H82ZM117 1L118 0H115V1H110V0H104V2H103V0L101 1L100 0V2H98V7L100 6V8H99V10L101 9V6H102V8H104L105 10L106 9H108V11L110 12L112 9H114L116 6H111V5H113V2H114V5L117 3ZM121 3L120 4H118L119 6H117L118 8L119 7H123V10H124V14H123V10L121 11V9H122V7H121V9H117V7H116V12H113V11H115V10H113L112 11V14H110V13H108V14H110V16L112 15V18L114 19V16L117 14L118 15V10H120V14L118 15V17L117 16H115V18L116 19H118V18H121V19H118L119 21L121 20L122 21V18H124V20L123 21H125V19L127 20L128 18H132V17H134V16H138L137 15V13H138V11H140L141 12V9L142 8H139V7H137L138 5H139V2L138 1H136V5L134 4V6L136 7V11H137V13L135 12V9L132 7V9L130 8L131 7V4H133V3H135L134 1H130V2H128V3H126V2H124V1H127V0H122L123 1V3H122V1L121 0H119ZM129 1V0H128ZM141 1V0H140ZM168 0H166V2H167ZM172 2H173V0H171ZM179 1H184V3H185V5L183 6L182 5V2H179ZM198 1H200L199 2V4H198ZM197 2H196V0L194 1V0H178V1H176V2H178L177 4H175V0H174V4L175 5H173L174 6V9H177V10H179L178 8H184L183 10H190L191 8L193 9V8H195L196 6H195V4L197 5H200V3H202V1L204 2L205 0H198ZM211 2H213V7H214V10H213V8H212V11L213 12H220V10L221 9H223V10H225V15H224V17L226 18V16L227 15H229V14H231V13H226V11L227 12H229V10L230 11H233L232 9H234L233 7H234V5L235 4H232L233 2H230L231 0H210ZM89 2V0L87 1V3ZM137 2H138V5H137ZM142 2V1H141ZM165 2V3H166ZM169 2V1H168ZM166 3V5L169 7V8H173V6H172V4L171 3ZM209 2V1H208ZM49 2H47V4H48ZM59 3H58V5H59ZM64 3V4H63ZM69 3V2H68ZM67 3V4H68ZM84 3H81V4H84ZM109 5H108V4ZM142 3H145V2H142ZM227 3H231V4H228L227 5ZM235 3V2H234ZM237 3V2H236ZM241 3H242V1H241ZM240 3V4H241ZM37 4V3H36ZM46 3L44 2V5L42 4L40 7H41V10H42V8L45 10V7H50V4H48L49 6H47V5H45ZM73 3H71V8H73V5H72ZM141 4V3H140ZM181 6H183V7H181ZM35 5V4H34ZM52 5V4H51ZM69 5V4H68ZM94 6H95V3L93 4ZM92 5V6H93ZM121 5V6H120ZM166 5H164V4H162V8L163 7H166ZM203 5V4H202ZM233 5V7L231 8V9H229V7L230 6H232ZM38 6V5H37ZM63 6V7H62ZM75 6V5H74ZM91 6V7H92ZM96 6H97V4H96ZM109 6V8H106V7H108ZM139 6H142V5H139ZM195 6V7H194ZM237 6H240V5H236V8H237ZM32 7V6H31ZM30 7V8H31ZM76 7V6H75ZM151 7V6H150ZM177 7V8H176ZM198 7V6H197ZM161 8V7H160ZM167 8V7H166ZM38 9H40V8H38ZM69 10H71L70 9V7L68 8ZM83 9V8H82ZM86 9H87V7H86ZM89 9V8H88ZM126 9H128L129 11H127ZM130 9H131V11H130ZM139 9V10H138ZM43 10V11H44ZM75 10V9H74ZM74 10H72V11H74ZM85 10V9H84ZM94 10V9H93ZM102 10V9H101ZM105 10H102V12L103 11H105ZM151 10V9H150ZM164 11H165V9H163ZM189 10H188V12H189ZM29 11H31V10H29ZM40 11V10H39ZM45 11H47V8H46V10ZM50 11V10H49ZM65 11H67V10H65ZM72 11H71V13H72ZM75 11H77V10H75ZM95 11V10H94ZM98 11V8L96 7V11L95 12H97ZM107 11V10H106ZM130 12V13H127V12ZM143 11V10H142ZM196 11V10H195ZM36 12V11H35ZM42 12V11H41ZM95 12H93L94 14H96ZM102 12L101 13H98L97 12V15L99 16H101V18H102ZM121 12H122V14H123V16L121 15ZM139 12V13H140ZM187 12V11H186ZM185 12V13H186ZM190 12H191V10H190ZM213 12H211V13H213ZM43 13H45V12H43ZM47 13V12H46ZM45 13V14H46ZM61 13V12H60ZM74 13V12H73ZM78 13V12H77ZM77 13L76 14H72V15H74V17L72 16V17H70L69 19H71V18H73V19H76L75 17H78L81 13H82V15H80L79 17H81L82 18V16H83V11L82 12H80V14L78 13V15H77ZM87 13V12H86ZM85 13V14H86ZM90 13H92L91 12V9H90ZM105 13V15H106V17H104L103 16V18L99 21L100 23H102L103 24V22H104V20H106V19H108V14H106L107 12H104ZM115 15H114V14ZM136 15H135V14ZM138 13V14H139ZM210 13V14H211ZM84 14V15H85ZM94 14L93 15H90V17L91 16H94ZM128 15V18L126 17L127 15ZM131 14V15H130ZM132 14H134V15H132ZM173 14V13H172ZM36 15V14H35ZM34 15V16H35ZM70 15V14H69ZM76 15V16H75ZM96 15V16H97ZM104 15V14H103ZM114 15V16H113ZM160 15V14H159ZM188 15H192V14H188ZM261 15H263V12H262V14ZM261 15H259L260 17H262ZM13 16H14V14H13ZM39 16H41V15H39ZM95 16V17H96ZM119 16H122V17H119ZM126 18H125V17ZM197 16V15H196ZM199 16V15H198ZM264 16V15H263ZM79 17H78V19H79ZM84 17V16H83ZM89 17V18H90ZM140 15L138 16V17H136L137 18V20H141L140 18ZM145 17V16H144ZM144 17H142V18H144ZM153 17V16H152ZM187 17V16H186ZM189 17V16H188ZM194 17V16H193ZM223 17V18H224ZM230 17H233V15L231 16V15H229V19H230ZM258 17V16H257ZM256 17V18H257ZM4 18V19H3ZM6 16H4V17H2V19L4 20H2V22H4L5 23V21L6 22H8L7 21V19H9V18H6ZM13 18V17H12ZM37 18H38V14H37ZM36 17H34V19H37ZM39 18H41V17H39ZM38 18V19H39ZM57 18H58V16L56 17V21H54V22H52L53 24L55 23V22H57L58 20H57ZM80 18V19H81ZM85 18H87L86 16H85ZM89 18H87L88 19V21H89V24H87V22H86V25H92V27H88V26H85V23L83 22V24H84V26H82V25H77L76 27L74 26V28H71V27H73V26H70V28H68V29H71V30H68V29H66L67 28V26L66 27H64L65 25H63L62 26V28H60V27H57V28H60L59 29V31L58 32H56V34H54L53 36H52V38H54L55 39V42L59 45V47H62L63 48V50H64V52H68V53H63L64 55L65 54H70V52L72 51H67V50H69L70 49V47L71 48H73V49H75V48H77L78 47V41L79 40H77L79 37H81V41L83 40H85V38H86V35H88L87 37H94L95 35H96V33L97 32H99L98 31V28H96L97 29V32H95V27H94V24L95 23H93L95 20H93V18H91L92 20H93V22L91 21V19H89ZM98 18V17H97ZM96 18V21H98V19H100V18H98L97 19ZM135 18V17H134ZM136 18L135 19H133V20H131V22H129L128 23V27H130V25H131V28H134V27H136L137 26V21H136ZM139 18V19H138ZM210 18V17H209ZM212 18V17H211ZM228 18V17H227ZM59 19V18H58ZM68 19V17L66 18V20H65V22H68V21H70L69 19ZM86 19V20H87ZM111 18L109 17V20H110ZM113 19H111L112 21H113ZM193 19V18H192ZM222 19V18H221ZM221 19H219V20H221ZM229 19H227V20H223V22L225 23L226 21H228ZM234 19V18H233ZM41 20V19H40ZM60 20V19H59ZM110 20V21H111ZM115 20V19H114ZM134 20L136 21V22H134ZM154 20V19H153ZM167 20V19H166ZM12 21V22H11ZM10 21V19H9V22H11L10 24H8V23H6V24H8L7 25V28L5 29V27L3 28L2 26L0 27L1 29H5L6 31L4 32V30H3V33H8L7 35H9V33H12V31H14V30H10L11 28L9 27L8 28V26H11L12 27V24H15L14 22H13V19ZM32 21V20H31ZM35 21V20H34ZM84 21V20H83ZM95 21V22H96ZM101 21H103V22H101ZM110 21H108L109 23H110ZM127 21H129V20H127ZM133 21V22H132ZM165 21V20H164ZM186 20H185V18H183L182 17V19L181 20H177V21H173L171 24H169V25H167V21H166V23L164 24L163 23V25H161V26H158L157 27V29H156V31L154 32L153 31V28H152V32H153V34H151L150 32H149V34L148 33H146V32H148V26H146V24L144 25V26H142V29H141V33L143 34V35H146V37L145 38H147L146 39V42H148V39H150L149 40V42L147 43V49L145 50V52L142 54V56L141 57H138V59H136V60H134L135 59V56H134V59L132 58L131 60L129 59H127V58H129V56H125V52H123V54H122V52H121V54H120V50H118L120 47H119V44L117 43V40L116 39H113L112 38V41L111 40H109L110 39V36L108 37V40L109 41H111L112 43H111V45L112 46H110V47H112V48H114V45L115 44H117V45H115V46H117V48H116V50H114V49H109V47H108V45H106V47H108L106 50H103V51H101V49L104 47H102L101 49H100V47H99V53L98 54H96V56H94V55H91L92 56V58H94V59H91L90 57H89V59H91V61L92 60H95V57H99L97 60H95L94 62H93V65H92V71H89V72H87V74L88 73H93V74H90L89 76H93L94 78H88V79H90L91 80V82H90V80H88L87 82L84 80V79H81V77L80 76H86L87 74L85 73V75L82 73L81 74V72H82V70L80 69L81 67L78 65V63H76L75 65L76 66H78L79 67V69H78V67H77V69H76V66L74 67L75 69H74V71L77 73V71L78 70H81V72H80V74H79V77H78V75H76L78 78H79V80L80 81H82L83 80V82H84V86L85 87H87V85H89V83H92L91 85H92V87H94L93 85H94V83L93 82H95L94 81V79L95 80H98L97 81V87H95L96 89H94V95H97V94H99L103 89H105V87L103 88V86H102V83H106L107 82V79H109V74H108V72H109V70L110 71H112V73L114 72H118L119 73V71H120V73H121V70H123V71H125L126 69H128V67L126 66V64H130V69H131V72L129 73L128 71V73H127V75L125 74L124 76V78L122 79V83H121V88H122V90H120L119 88H116V93L118 92V93H122V92H127V91H130V90H127L128 89V86H129V84L130 83H132V81H133V78L135 77V76H140V75H146V73L148 72V73H151L152 74V76H154L155 77V80H156V84L158 85V87H159V91H160V94H159V98H157V99H155V101L153 102V104L151 103V104H149V105H154V103H155V105L157 106V112L155 113V120H156V122L160 125V127H162L163 128V130H161L160 131V138L161 139H164L165 141L166 140H172V141H174L173 143H171V144H169L168 145V148L166 147L163 151V154H167V155H170L171 156V158H170V161L169 162H167V163H165L164 162V160H162L161 162L159 161V160H153V161H150L148 164L146 163V164H144V166L143 167H141L142 169H140V170H138L137 172H135L134 174H135V176H134V180H133V185H132V188H131V190H130V192H129V195H128V197H120L119 196V191L117 190V188L115 187V183H114V181H115V179L114 178H112L111 180H105V182H101L100 184H98V188L100 189V190H98L96 193H93L92 194V202L94 203V205H97L98 206V209H97V212H96V214H95V217L92 219V221H91V225L89 226V227H87L88 229H87V231L85 230V237H84V239H82V241H81V239H78V236L77 237H72V238H70V233H69V235H68V237L65 235H63V233H59L60 235H58V233H57V237H58V239H57V241H59V242H61V243H63L64 245V247L65 248H63V249H65V252H64V255L63 254H61V255H63V257L61 256V257H59V260H60V258H62L63 259V262H64V264H79V263H82V262H90L89 264H96L98 261H97V259L95 260V254H98V252H103V253H105V255L106 254H108V255H106L107 257L108 256H111V255H109V253H107L106 251H108V252H113V251H116V250H118L119 248H123V242H126L125 240L127 239V237L130 235V230L132 229V225H133V222L135 223V221H133V222H131V223H129V221H127V219H121V218H118V219H113L109 224L107 223V222H105V219L106 220H108V219H111V215L112 214H116L117 212H118V208H117V204H118V201L120 200V203H125V202H127L126 203V205H128V204H130L126 209H128V211L127 212H129V213H132V212H134V213H137V212H139L141 209H142V205H141V201H140V193H141V200L143 201V204H144V206L148 209V210H151V212L149 213L150 215H153V214H155V213H159L161 210H162V203L160 202V201H157L156 203H154L153 202V200H152V197H153V195L154 194H152L151 193V191L148 189V187L149 186H153V185H157V186H160V187H162L163 188V193H164V195H166L167 197L164 199V201H166V199L168 198V197H172V195L171 194H173V192H172V189H171V185H172V182H175V181H177L178 182V179H180L181 178V180H183V179H185V178H187L186 179V181H188V180H190L191 182H193V181H195V183L196 184H198V181H199V179L198 178H196L195 177V171H194V169H197L196 167H195V164H196V161L198 160V158L201 156V158H203L202 157V154L200 155L199 153L198 154H196L195 156L193 155V157H197V160L195 161V159H194V162H191V157H189V152L187 153V154H185V149H186V147H187V145H188V142H190V144L192 145V147H194V146H197V145H199V144H201V142H197V140L199 139V138H201V137H205V139H203L202 141L203 142H207L206 144V146H208L209 147V143H211V145H212V148H214L215 146L217 147V144H216V140L218 141V143H219V140L218 139H220V141H224L222 138H223V136L225 137V135H224V132L226 133V132H229V131H227L226 129V131H224L223 133H222V131L221 132H219V129L217 128V127H215V125H214V119H215V114H217V113H213L212 112V110H211V106H212V97H211V91H212V93H213V90H212V83L210 82V80L212 79V80H214V81H216V79H218V80H220L219 82H221L220 84H224V82L226 81V83L228 82V80H229V82H231V80H232V78L234 77L233 75L235 74V75H237L235 78H233V81H237V83L239 82V84L240 85H242V83H240V82H242L241 80H238V79H240L241 77L243 78H245V76L248 78L249 77V75L250 74H252L253 75V73H255V72H257V71H261V70H263L264 69V55L262 56L261 54H260V50H262L263 48H261V47H259V46H257V50H259L260 48V50H259V53H255L256 54V56H255V59H254V57L253 58H251V54H253L254 52H251L250 50V52H251V56L248 54V56H250V59H251V61H250V59L248 60V61H250L249 62V64H247L248 62H246V64H247V66L245 65V64H243L244 63V60H243V66L241 67V68H237L240 72H241V74H240V76L241 77H239L238 78V73L236 74L235 73V71L237 70V69H235V71H234V69H233V71H234V74H233V72H230V73H232V74H230V75H228L229 74V72H228V74H227V71H232L231 70V68H233L234 66H235V68L238 66V64H241V63H239V59L241 58V55L240 54H238V56L239 57H237L238 59V61H232V59L234 58V54H232V53H234L233 51H235L236 50V48H237V46L235 47V50H233L234 49V46L233 47H231L230 45H234V44H236L235 43V40H237V38H238V40L236 41L237 43H238V41L240 40V37L241 36H239L238 35V37L237 38H235L234 37V33L232 32L234 29H229V30H227V31H225L224 32V29H222L223 31H221V32H215L216 31V28H214V29H212L211 31H209V32H207V33H210L208 36H207V38L208 39H210L211 38V40H212V48H205L204 47V45H203V43H200V41L198 42V40H196V38H198L199 37V35L200 34H198L199 32H197L196 31V29L195 30H187L186 28L188 27V24H187V27H183L185 24L183 23V22H185ZM207 21V20H206ZM259 21V20H258ZM2 22H1V20H0V24H2ZM36 22V21H35ZM34 22V23H35ZM62 22V21H61ZM61 22H60V24H61ZM107 22V25L109 24ZM126 22V21H125ZM141 22V21H140ZM215 22H217V21H215ZM219 22V21H218ZM222 21H220L219 23H221ZM257 22V21H256ZM260 22V21H259ZM28 23H30V22H28ZM70 23V22H69ZM91 23V24H90ZM93 23V24H92ZM105 23V22H104ZM132 23L135 25H132ZM214 23V22H213ZM235 23V22H234ZM18 24V23H17ZM24 24H26V23H24ZM63 24V23H62ZM68 24V23H67ZM66 24V25H67ZM236 24V23H235ZM258 24V23H257ZM3 25V24H2ZM27 25V24H26ZM35 26H36V24H34ZM96 25H98V23H96L95 24V26ZM100 25V24H99ZM103 25H105V27H106V23L105 24H103ZM102 25V26H103ZM226 25V24H225ZM230 25V24H229ZM231 25H233V24H231ZM238 25H240V24H238L237 23V26ZM253 25H254V23H253ZM260 25V24H259ZM4 26V25H3ZM22 24L20 25V32H22V30L24 29V27H23V29H22ZM58 26H59V23H58ZM219 26V25H218ZM235 26L236 28H243V26L241 27V26ZM245 26V25H244ZM261 26V25H260ZM25 27H29V24H28V26H25ZM54 27H55V29H57L56 28V26L54 25ZM98 27H100V26H98ZM104 27V26H103ZM114 26H112L111 28H113ZM118 27V26H117ZM121 27V26H120ZM120 27H118V30L117 29H115V27L113 28V29H115V30H117V31H120V29L121 30H125V29H122V27H124V25H122V27L120 28ZM127 27V28H128ZM191 27V26H190ZM220 27H221V25H220ZM219 27V28H220ZM254 27V26H253ZM252 27V28H253ZM255 27H257V26H255ZM262 27V26H261ZM31 28V27H30ZM50 28H52V27H50ZM65 28V29H64ZM91 28V29H90ZM93 28L95 29V30H93ZM111 28H108V29H111ZM124 28H126V27H124ZM203 28V27H202ZM251 28V29H252ZM7 29H9L10 31H8ZM22 29V30H21ZM47 29V28H46ZM100 29V33H104L105 32V30H107L106 28H103V29H105L104 31H101V29L102 28H99ZM128 29H130V28H128ZM140 29V28H139ZM147 29V30H146ZM245 29V28H244ZM250 29V30H251ZM264 29V28H263ZM48 30V29H47ZM58 30V29H57ZM203 30H205V29H203ZM215 30V31H214ZM236 30H238V29H236ZM259 30V32H262L260 29H258ZM257 30V31H258ZM8 31V32H7ZM17 31V30H16ZM37 31V30H36ZM35 31V32H36ZM39 31V30H38ZM111 31H114V30H112L111 29ZM126 31H127V29H126ZM139 31V30H138ZM218 31H219V29H218ZM231 31V32H230ZM240 31V30H239ZM238 31V32H239ZM249 31V30H248ZM128 32H130V30H128ZM128 32H125V33H127L128 34ZM223 32V33H222ZM226 32H227V34H226ZM235 32V31H234ZM237 32V31H236ZM236 32H235V34H236ZM252 32H254L253 30H252ZM107 33H108V31H107ZM229 33H231V34H233V36H231V34H229ZM251 33V32H250ZM250 33H247L246 32V35H248V34H250ZM254 33H256L255 35H257V32H254ZM16 34L17 33H15V36H16ZM28 34H31V33H28ZM33 34V33H32ZM110 34V33H109ZM109 34H107V35H109ZM127 34L124 36V38L125 39H128V38H126V37H128L127 36ZM206 34V33H205ZM238 34V33H237ZM253 34V33H252ZM5 35V34H4ZM25 35H27V34H25ZM34 35V34H33ZM101 35V34H100ZM104 35V34H103ZM168 35L170 36L171 35V38H167L168 37ZM230 35V36H229ZM251 35V34H250ZM249 35V36H250ZM6 36V35H5ZM13 36L14 35H12V39H13ZM28 36V35H27ZM35 36V35H34ZM77 36H78V38H77ZM102 36V35H101ZM205 36V37H206ZM226 36H228V37H226ZM245 36V35H244ZM251 36H254V34L253 35H251ZM1 38H5V37H2V36H0ZM49 37H50V35H49ZM82 37H84L83 39H82ZM89 37V38H90ZM99 37V36H98ZM103 37H105V35L103 36ZM100 38V39H103V40H105V38ZM229 37H232V38H234L233 39V41H234V43H231L232 42V40L231 39H229ZM247 37V36H246ZM256 37V36H255ZM32 38V37H31ZM30 38V39H31ZM44 38V37H43ZM42 38V39H43ZM52 38H49L50 40L52 39ZM89 38H87L88 40L86 41V44L85 43H83V41L82 42H80V45H79V47L81 46V44L83 45V46H85V45H87L89 42L88 41H91L92 42V40L94 39V38H92V40H90ZM96 38H97V35H96ZM116 38H118L117 37V34H116ZM214 38V39H213ZM224 38H227L228 40H225ZM248 38V37H247ZM250 38H252L251 40H253V38L254 37H250ZM9 40H10V37L8 38ZM11 39V40H12ZM42 39H37L38 41H39V45L37 46V48L35 47V45L33 46L31 43H33V42H35V41H33V42H31V40H27V41H29V46L30 45H32L33 46V48L35 47L36 49H34L35 51H36V58H32V57H30L29 56V54H27V52H31V50L33 49V48H30L31 50H28L27 51V49L29 48H27L26 49V46L24 47L23 46V49H25L26 51H23L24 52V55H25V57L26 56H29L28 58H29V62H32V64H33V66H31V68H30V70H28L27 72H24V75L23 76H21L22 78L20 79V80H15V81H17V85H18V89L19 90H17V87H15V90H17V92L16 93H18L17 94V99L19 100H17V99H15L14 101H18V103H19V110H20V113H22V114H27L28 115V117H31L32 118V120L33 119H35V120H37V122H39L40 124H42V126H47L48 124H53V123H60L61 121H62V119H69L70 118V116H73V118H74V120H78V122L77 123H79V120H81L80 121V128L84 125V123H85V127H84V129H87V127L88 126H93L94 125V123L99 119V117H101V112H97V114H94L96 111H99V109H97L96 111H94V105L95 104H97L98 103V98L95 100L94 98H93V100L95 101V102H93V104L94 105H92L91 106V108H90V105H89V107L87 108L86 107V109H88L89 111H92L91 112V116H92V113L94 114L93 116H94V118H92L91 116H89L88 117V121H89V118H91V121L93 122V124H92V122H90L89 124L88 123H86V121L87 120H85L86 118H84L85 117V115H89V114H87V113H90V112H87L86 111V109L85 108H83V107H81V108H83L84 110H83V112L80 110H78V109H76L75 108V103H76V99H75V92L78 90V88L83 84V82L82 83H79L80 84V86H79V84H77V86L78 87H75V86H73V83L75 82V83H77L76 81H78V80H76V81H70L71 83H72V86H70L71 85V83H69V82H67V80L70 78L69 76H71L72 77V79H73V75L75 74V73H73L72 75H69V74H71L72 72H73V70H71V67H70V65L69 66H67L66 64H65V66H67V67H69L70 69L68 70V69H65V67H64V70L62 69L61 71H57V75L55 74L56 72H54V75H56V76H54V78L52 79V81L53 82H57V81H62V80H64L63 78H66L67 80H64L63 81V86H62V88L60 89V91H61V94L59 93V89H55L54 90V88H53V90L54 91H58V95H56V97H54V99H52L53 98V96H51V97H46V96H44V97H37V95L38 96H41V95H39L38 93H40V92H38V90H37V88H35L36 90H35V92L34 93H36V91L38 92L37 93V95H35L32 91H29L30 89L31 90H33L34 91V89H32L33 87L32 86H34V84H35V82L42 76L43 77V72H44V69L45 70H47V74H48V70L50 71V70H54V69H57L56 67H58L57 66V62H54L53 61V63H52V60L51 59H47L46 58V54H44V56L42 57L40 54L41 53H43L42 51L39 53H37V51H38V48H39V46H42L43 45V43H42ZM124 39V40H125ZM199 39V38H198ZM246 39V38H245ZM254 39H256V38H254ZM2 40V39H1ZM42 40V41H41ZM46 40V39H45ZM47 40H48V38H47ZM98 40H99V38H98ZM122 40H123V38H122ZM143 40H145V39H143ZM200 40V39H199ZM213 40H214V42H213ZM231 40V41H230ZM249 40V39H248ZM8 41V40H7ZM6 41V42H7ZM14 41V40H13ZM12 41V42H13ZM26 41V40H25ZM26 41V42H27ZM114 41H116V43H114ZM230 43H229V42ZM9 42V41H8ZM20 42H22L21 40H20ZM24 42V41H23ZM78 42V43H77ZM94 42V41H93ZM106 42L108 43V44H110L108 41H107V37H106ZM240 42V41H239ZM256 44H257V42L256 41H254ZM253 42V43H254ZM17 43V42H16ZM18 43H19V41H18ZM38 43V42H37ZM228 43H229V45H228ZM246 43V42H245ZM244 43V44H245ZM249 43V42H248ZM254 43V44H255ZM12 44V43H11ZM22 44V43H21ZM24 45H26L25 43H23ZM34 44V43H33ZM104 44H105V42H104ZM206 44V43H205ZM207 44H210V43H207ZM241 44H243V41L241 40V43H240V45ZM255 44V45H256ZM19 45V47H21V45H20V43L18 44ZM75 45L77 46V47H75ZM128 46H129V44H127ZM131 45L132 44H130V47H131ZM239 45V44H238ZM239 45V46H240ZM247 45V44H246ZM246 45H244V46H246ZM249 45H252L251 43L249 44ZM255 45H253L255 48H256V46ZM17 46V45H16ZM80 47V48H84V47ZM88 46V45H87ZM87 46H85V47H87ZM96 46V45H95ZM98 46V45H97ZM121 46V48H124V49H127V50H130V47H126L125 48V46L124 47H122V45H120ZM141 46V45H140ZM229 46H230V48H229ZM238 46V47H239ZM14 47V46H13ZM19 47H14V48H17V50H19ZM89 47H91V46H89ZM106 47H104V48H106ZM142 47V46H141ZM146 47V46H145ZM242 47V46H241ZM247 47H248V45H247ZM246 47V48H247ZM259 47V48H258ZM7 48H8V46H7ZM13 48V49H14ZM52 48V47H51ZM93 47H91V49H92ZM98 48V47H97ZM120 48V49H121ZM244 48V47H243ZM245 48V49H246ZM249 48H250V46H249ZM248 48V49H249ZM254 48V49H255ZM143 49V48H142ZM238 49V48H237ZM240 49H242V48H240ZM248 49H246V50H248ZM16 49H14V51H15ZM20 50H21V52H22V47L20 48ZM19 50V51H20ZM34 50L32 51V54H33V52H34ZM77 50V49H76ZM95 50H96V48H95ZM117 50H118V52H117ZM122 50V49H121ZM132 50V49H131ZM215 50H217V51H215ZM243 50V49H242ZM256 50V49H255ZM264 50V49H263ZM263 50H262V54H263ZM78 51H79V49H78ZM89 51V50H88ZM93 51H94V49H93ZM126 51V50H125ZM140 51V50H139ZM218 51H225V53H227L226 54V56H228V57H224L223 58V61H225L226 59H227V61L226 62H224L223 64H222V60L220 59V61H221V65L220 64H214L213 63V61L214 60H218L217 58H221L219 55H217L218 53ZM252 51H253V49H252ZM1 52V51H0ZM16 52V51H15ZM15 52H13V53H15ZM18 52V51H17ZM20 52V53H21ZM48 52H50V51H48ZM79 52H81V51H79ZM220 52V53H221ZM222 52V53H223ZM248 52V51H247ZM249 52V53H250ZM7 53V52H6ZM5 53V54H6ZM27 55H26V54ZM35 53V52H34ZM72 53V52H71ZM78 52H76V54H77ZM84 53L86 54V52H85V50H84ZM95 53H96V51H95ZM239 53V52H238ZM16 54V53H15ZM22 54V53H21ZM40 56H39V55ZM48 54H50L51 56H50V58L52 57V52L51 53H48ZM47 54V55H48ZM84 54V55H85ZM92 54V53H91ZM224 54V53H223ZM237 54V53H236ZM14 55V54H13ZM23 55V54H22ZM23 55V56H24ZM39 56V58H38V56ZM80 55V53L78 54V55H75V56H77V57H74V58H78V56ZM86 55H88V54H86ZM97 55H99V56H97ZM261 56V57H257V56ZM4 56V55H3ZM33 56V55H32ZM54 56H56V54L54 55ZM70 56H71V54H70ZM94 56V57H93ZM127 57V58H125V57ZM217 56V57H216ZM219 56V57H218ZM222 56V55H221ZM237 56V55H236ZM5 57V56H4ZM22 56L20 55V58H21ZM24 57V58H25ZM68 57V56H67ZM132 57V56H131ZM1 58H2V56H1ZM17 58H18V56H17ZM53 58V57H52ZM84 57H82L81 56V58L80 59H83ZM229 58V59H228ZM248 58V57H247ZM8 59V58H7ZM7 59H5V61L7 60ZM13 59V58H12ZM22 59V58H21ZM26 59V58H25ZM24 59V60H25ZM30 59H38V60H35L36 61V64L34 63V60L33 61H31ZM54 59V58H53ZM58 59H60V57L58 58ZM88 58H87V56H86V59H84L85 61L87 60ZM88 59V62L90 61ZM125 59H127L126 61H125ZM49 60H51V61H49ZM55 60V59H54ZM66 60V59H65ZM78 60V59H77ZM76 60V61H77ZM229 60L232 62H229ZM235 60V59H234ZM75 61V62H76ZM80 61V60H79ZM133 61H135L134 63H133ZM9 62V61H8ZM10 62H12V61H10ZM27 62V61H26ZM72 62H73V60H72ZM75 62H73V64L75 63ZM82 62V61H81ZM216 62V61H215ZM218 62V61H217ZM231 63V64H225V63ZM233 62H235V64L233 63ZM240 62H241V59H240ZM15 63V62H14ZM28 63V62H27ZM41 63H44V64H41ZM57 63V64H56ZM64 63V62H63ZM87 63V62H86ZM29 64V63H28ZM41 64V65H40ZM71 64V63H70ZM82 64H83V62H82ZM88 64V63H87ZM132 64V65H131ZM237 64V65H236ZM241 64V65H242ZM8 65V64H7ZM55 65H56V67H55ZM220 65V67H218ZM226 66V70H227V65H229V68H228V70L226 71V70H224L223 68V66ZM230 65H234V66H231V68H230ZM3 66V65H2ZM6 66V65H5ZM125 66L127 67V68H125ZM222 66V67H221ZM240 66V65H239ZM9 67V66H8ZM16 67V66H15ZM41 67H43V70L41 69ZM83 67V66H82ZM86 67V66H85ZM5 68V67H4ZM59 68V67H58ZM63 68V67H62ZM124 68V69H123ZM61 69V68H60ZM72 69H73V67H72ZM230 69V70H229ZM242 69H244L243 71L247 74H245L243 71H241ZM261 69V70H260ZM70 70L72 71V72H70ZM88 70H89V67H88ZM107 70H108V72H107ZM129 70V69H128ZM122 71V72H123ZM51 72V71H50ZM107 72V73H106ZM237 72V71H236ZM239 72V73H240ZM263 72V71H262ZM45 73V74H46ZM101 73V74H100ZM103 73V74H102ZM108 74V75H105V74ZM110 73V75H111V72H109ZM113 73V74H114ZM15 74V73H14ZM46 74V80H48V77L50 76V77H52L53 75L51 74V73H49V74H51V75H47ZM112 74V75H113ZM140 74V75H139ZM225 74V75H224ZM249 74V75H248ZM101 75V76H100ZM144 75V76H145ZM226 75H228L227 77H226ZM231 75L233 76V77H231ZM15 77H17L16 75H14ZM61 76V77H60ZM67 76H68V78H67ZM108 76V77H107ZM143 76V77H144ZM226 77L227 79H225L224 77H223V79L225 80V81H222L221 80V78L220 77ZM7 77H9V76H7ZM45 77H43L42 78V80H45ZM49 77V80L48 81H50V78ZM88 77V76H87ZM99 77V78H98ZM106 77V78H105ZM111 77V76H110ZM10 78V77H9ZM14 78V77H13ZM84 78V77H83ZM86 78V77H85ZM98 78V79H97ZM101 78V79H100ZM120 78H121V76H120ZM241 78V79H242ZM243 78V80H246V79H244ZM4 79V78H3ZM10 79H12V77L10 78ZM9 79V80H10ZM71 79V78H70ZM113 79H116V78H114L113 77ZM235 79H237V80H235ZM8 80V81H9ZM46 80H45V84H42L41 85V83H40V85H41V88L43 89H41L42 91H44V89H46V91H47V89L49 90V93L52 91L50 88H46V86L45 85H47V83H46ZM137 80H138V78H137ZM143 80H146V79H143L142 78V81ZM148 80V79H147ZM256 80H257V78H256ZM7 81V82H8ZM11 81L12 80H10V83H8L7 85H9V84H15V83H11ZM41 81V80H40ZM248 81V80H247ZM66 82V83H65ZM147 82V81H146ZM228 82V84H230ZM263 82V81H262ZM6 83V82H5ZM86 83H88V84H86ZM115 83H116V81H115ZM142 83H144V82H142ZM216 83V82H215ZM232 83V82H231ZM15 84V85H16ZM49 84V83H48ZM212 84V85H211ZM239 84H236V85H239ZM246 84V83H245ZM59 85V83L57 84V86ZM118 85V84H117ZM140 85H142V84H140ZM218 85V84H217ZM9 86H11V85H9ZM9 86H7V88H5V89H8V87ZM56 86V87H57ZM111 86V85H110ZM109 86V87H110ZM119 86H120V84H119ZM119 86H117V87H119ZM214 86V85H213ZM223 86V85H222ZM225 86V85H224ZM228 86H231V87H233V85L231 84V85H228ZM235 86V85H234ZM249 86V85H248ZM12 87V86H11ZM11 87H9V89H11ZM54 87V86H53ZM82 87V88H81ZM80 88H79V91L81 90V91H83L82 89L84 88L83 87V85L81 86ZM156 87V86H155ZM236 87H239V86H236ZM14 88V86L12 87V89ZM58 88H59V86H58ZM75 88L76 90H73V89ZM113 88L115 89V87L113 86ZM223 88V87H222ZM221 88V89H222ZM242 88H244V87H242ZM248 88V87H247ZM246 88V89H247ZM9 89H8V91H9ZM85 89V88H84ZM112 89V88H111ZM120 90V92H119V90ZM225 89V88H224ZM245 89V88H244ZM15 90H14V92H12V93H15ZM51 90V91H50ZM107 90V89H106ZM109 90V89H108ZM139 90V89H138ZM138 90H137V93H136V96L135 97H137V94L139 95V92H138ZM260 90V89H259ZM8 91H6L5 90V92L3 91L2 93H3V95L6 93V94H10L11 95V91L8 93ZM45 91V92H46ZM74 91V95H72V92ZM112 91V90H111ZM111 91H107L106 93H104V94H102V92H101V94H102V96H100L101 94H99V103L101 102V99H105V101L104 100H102V102L101 103H103V104H101V106L103 105L104 106V104H105V106L106 107H103V110H104V108H107L108 107V105L107 104H110L109 103V101L112 99V98H110L111 96H109V95H112V92ZM122 91V92H121ZM146 91V90H145ZM218 91V90H217ZM216 91V92H217ZM258 91V90H257ZM28 92H32L33 93V95L34 96H31V94L30 93H28ZM45 92L43 93H41V94H43V95H47V94H49V93H47V94H45ZM105 92V91H104ZM111 94H110V93ZM214 92H215V90H214ZM256 92V91H255ZM77 93V92H76ZM118 93H117V95H118ZM259 93V92H258ZM30 94V95H29ZM52 94V93H51ZM126 94V93H125ZM133 94V92H132V90H131V92L128 94H126V96L128 97V96H130V95H132ZM214 95H217V94H215V93H213ZM235 95H236V93H234ZM250 94H252V93H250ZM250 94H248V92L247 91H245V90H240L239 91V93L237 94V96H234L235 98H234V100H232L230 103H229V105H227V106H231V107H234L232 110H230L231 112L229 113V115H230V117H232L231 119H234L235 121V123L236 124H238V125H235L236 127L235 128H237V126H240L239 124H241L242 123V125H241V129L243 130V132H245L244 130H246V128L244 127V125H246V123L248 122L249 123V121L251 122V121H253V120H255V119H258V116L257 115H259V113H260V110L261 109H263L264 108V97L262 98L261 96H263L262 94H260L259 96L260 97H258V96H256V95H253V96H251L250 97ZM13 95H15V94H13ZM54 95V96H55ZM103 95L105 96H108L110 99H109V101H108V98L106 97V98H102L103 97ZM117 95H116V97H117ZM120 95V94H119ZM5 96V95H4ZM49 96V95H48ZM81 96V95H80ZM84 96V95H83ZM82 96V97H83ZM90 99H89V97H88V100L90 101L91 100V98L93 97L92 96V94H90ZM122 97L123 96H125L124 94H122L121 95ZM125 96V99L127 98ZM146 97H147V95H145ZM37 97V98H36ZM131 97V96H130ZM134 97V98H135ZM214 97V96H213ZM232 97V96H231ZM6 98V97H5ZM39 98V99H38ZM78 98H79V96H78ZM77 98V99H78ZM117 98H119V97H117ZM141 98H142V96H141ZM145 98V97H144ZM14 99V98H13ZM37 99H38V101H37ZM107 99V100H106ZM127 99H129V98H127ZM133 99V97L130 99V101ZM136 99V98H135ZM137 99H140V97H137ZM137 99H136V101H137ZM81 100V99H80ZM86 100H87V98H86ZM119 100V99H118ZM121 100V99H120ZM143 100V99H142ZM216 101V99H215V97L213 98V101ZM229 100V99H228ZM4 101V100H3ZM16 101V102H17ZM37 101V103L39 102V104L41 105V107H37V106H35L34 105V103ZM92 101V100H91ZM90 101V102H91ZM106 102L107 103V101H108V103L106 104V103H104V102ZM125 101V100H124ZM124 101H122V102H118L119 104L116 106L115 105V103L114 102H116V101H114L113 103H111V106H109V107H112L113 105V107L112 108H118V109H116V110H114V112H112L111 114L112 115H116L115 114V112L116 113H118V111L120 110V111H122L125 107L124 106H126V105H128V106H126V108L122 111V112H120L121 114H124V112L126 113V110H127V107H129V106H132V105H129V103H127V104H123L124 103ZM214 101V102H215ZM83 102V101H82ZM88 102V101H87ZM9 103H10V101H9ZM15 103V102H14ZM121 103V104H120ZM125 103H126V101H125ZM217 103V102H216ZM222 104H223V102H221ZM83 104V103H82ZM113 104V105H112ZM132 104V103H131ZM81 105V104H80ZM119 105H121V106H123V107H119ZM35 108H33V107ZM39 106V105H38ZM116 106V107H115ZM214 106V105H213ZM219 106V105H218ZM217 106V107H218ZM85 107V106H84ZM140 107V106H139ZM214 107H216V106H214ZM230 107V108H231ZM78 108H80V107H78ZM229 108V109H230ZM107 109H109L110 110V108H107ZM107 109H105L104 111H105V116H108V114L110 113H108V111H106ZM131 109V108H130ZM224 108H222V110H223ZM128 110H129V108H128ZM200 110V111H199ZM216 110V109H215ZM218 110H219V108H218ZM87 112V113H85L84 114V112ZM94 111V112H93ZM131 111V110H130ZM218 112V111H217ZM222 112V111H221ZM99 113V114H98ZM114 113V114H113ZM148 113V112H147ZM151 113V112H150ZM219 113V112H218ZM258 113V114H257ZM22 114H21V116H22ZM226 114V113H225ZM5 115V114H4ZM104 115V114H103ZM112 115L110 116V114H109V116L107 117V119L109 118V117H112ZM118 115V114H117ZM120 115V114H119ZM97 118H96V117ZM113 116V117H114ZM144 116V115H143ZM148 116V115H147ZM224 117V115H221V117ZM261 117H262V115H260ZM118 117V116H117ZM124 117V116H123ZM216 117H218V116H216ZM2 118H3V116H2ZM72 118V119H73ZM105 117H103L102 118V120H99V122L97 121V123L100 125V121H101V123H102V125H103V130L106 128V133L104 134V137H108L107 135H109V140H112V138H113V135H115L118 131L117 130H115L116 128H115V125H113V124H109L108 122V124L110 125V126H114V128H111V130L112 129H114V132L113 131H111V132H108L109 130H107L108 128H110V126L108 127V125L106 126V124H105V119H104ZM7 119V118H6ZM82 119H84V123H81L82 122ZM95 119V121H93V120ZM101 119V118H100ZM115 119V118H114ZM113 119V120H114ZM217 119V118H216ZM104 120V121H103ZM154 120V119H153ZM219 120V119H218ZM224 120V119H223ZM264 120V119H263ZM26 121H28L27 119L24 121L22 118H19V119H17V120H15L14 121V123H15V125L16 126H18V130H12L11 132H13V136L12 135H9L8 136V139H9V143H7V145H4V146H1L2 148H1V150H2V152H3V154H1L0 153V182H2V181H10L9 183H10V185H4L3 187H0V264L2 263V264H30L33 260H34V258H35V255H34V253H32V252H34V250H36V244H35V239H34V236H35V233L36 232H31L32 234H34V235H32V234H30V232H29V234L28 233H25L26 231H28V230H30L32 227H34L35 225V223H33V226H31V228H29V229H27V230H24V231H22L24 228H27V227H29L28 226V224L29 223H24V213H26V210H27V213H29L30 211H32L33 210V206L32 205H30V203H32V202H28L29 203V209L30 208H32V210L30 209L29 210V212H28V209L26 208V207H24V206H26V202L28 201L27 200V198H25L26 200V202L24 201V199H23V202H24V204H23V202H22V205H21V202H19L18 200H17V197H20V198H18V199H21L22 197V195H23V193H25L24 191H26V188H27V184L25 183L26 181L25 180H27L26 178H28V180H29V176H30V178L32 177L31 175H33V173L35 172H33V173H30L29 174V176H27L28 174H26V178L25 179H22V176H24L25 177V175L23 174L22 176H20L22 173H23V169H24V163H25V166L27 165L28 166V164L26 163V161H29L30 160V158L32 159V156L33 155H31L30 154V152H29V149H30V147H31V142H30V140L31 141H33L32 139H28V133H32V128H30V124H33V123H28V122H26ZM130 121V120H129ZM222 121V120H221ZM241 121V123H239ZM7 122V121H6ZM70 121L68 120V122H66V123H69ZM73 121H71V123H72ZM104 122V123H103ZM114 121H112L111 123H113ZM127 122V121H126ZM131 122V121H130ZM183 122H187L188 123V126H186ZM230 122H232V121H230ZM11 125L13 124V122L11 123V122H9ZM36 123V122H35ZM64 123V122H63ZM66 123H65V125H66ZM71 123H69V124H71ZM74 123V122H73ZM76 123V124H77ZM121 123V122H120ZM2 124V123H1ZM7 124V123H6ZM6 124H5V126H6ZM38 124V123H37ZM61 124V123H60ZM79 124H77V126H79ZM83 124V125H82ZM91 124V125H90ZM98 124H95L94 126H96V125H98ZM115 124H117V123H115ZM128 124V123H127ZM162 124V125H161ZM164 124H166V127L164 126ZM224 124V123H223ZM223 124H222V126H223ZM244 124V125H243ZM251 124H252V122H251ZM251 124L249 125V124H247V126H251ZM254 124V123H253ZM55 125V124H54ZM64 124L62 125V126H64V128L66 127ZM73 124H71V126H72ZM98 125V126H99ZM219 125V124H218ZM221 125V124H220ZM219 125V126H220ZM233 125V124H232ZM35 126H37V125H35ZM61 126V125H60ZM69 126V125H68ZM94 126L92 127V129H91V133H92V135H91V133H89L90 134V136H89V138L88 139H90L89 141L92 143V142H94L95 143V145H96V143H98L97 141L98 140H95L96 138V136H94L93 134L96 132V131H98L97 129H99V127L97 128V129H94ZM119 126V125H118ZM129 126V125H128ZM224 126H226V125H224ZM228 126V125H227ZM3 127H4V123H3ZM7 127V126H6ZM10 127V126H9ZM73 127V126H72ZM75 127V126H74ZM117 127V126H116ZM233 127V126H232ZM231 127V128H232ZM243 127H244V129H243ZM1 128V127H0ZM13 128V127H12ZM14 128H16V127H14ZM39 128H40V126H39ZM46 128H50V130H49V133H52L51 135H49V133H48V135L47 136H49V139L47 140V138H46V141H45V143L47 142V144L53 149V148H58L59 147V145L60 144H62V143H64V136L65 135H68V134H64V136H63V134L61 133V135L59 134V133H57L58 131L57 130H59V132H60V129H58L57 127V129H55L54 127H46ZM78 128V127H77ZM79 128V130H81V132L82 131H84V129H83V127H82V129H80ZM91 128V127H90ZM117 128H119V127H117ZM121 128V127H120ZM122 128H123V125H122ZM223 127H221V129H222ZM225 128V127H224ZM235 128H233L231 131L233 132H235ZM17 129V128H16ZM43 129V128H42ZM71 129V128H70ZM95 131H94V130ZM100 129H102V128H100ZM228 129H229V127H228ZM4 130V129H3ZM45 130V129H44ZM73 130V129H72ZM102 130V131H103ZM120 130H122V129H120ZM124 130V129H123ZM223 130V129H222ZM238 130H240V129H238ZM237 130V131H238ZM6 131H8V129L6 130ZM241 131V130H240ZM247 131H248V128H247ZM10 132V131H9ZM8 132V133H9ZM34 132V131H33ZM36 132V131H35ZM44 132V131H43ZM78 132V131H77ZM77 132L75 131V133H76V135H78L77 134ZM85 132H86V130H85ZM88 132V131H87ZM99 132H100V130H99ZM123 132V131H122ZM142 132V131H141ZM146 132V131H145ZM148 132H150V131H148ZM231 132V133H232ZM233 132V133H234ZM239 132V131H238ZM242 132V133H243ZM68 133V132H67ZM98 133V132H97ZM96 133V134H97ZM114 133V134H113ZM230 132H229V135L231 134ZM232 133V134H233ZM240 133V132H239ZM257 132H255V136L257 135L256 134ZM0 134H2V133H0ZM34 134H36V133H34ZM39 134H41V133H39ZM57 134V135H56ZM60 136H63V138L61 137L60 139H61V141H63L62 143H61V141L60 140H58L59 139V135ZM102 134V133H101ZM122 134V133H121ZM142 134V133H141ZM147 134V133H146ZM230 135V139L232 140V138H236V135L235 136H233V135ZM236 134V133H235ZM245 134H246V132H245ZM46 135H45V137H46ZM75 135V134H74ZM73 135V136H74ZM80 135V134H79ZM98 135H99V133H98ZM119 135V134H118ZM144 135V134H143ZM226 137H225V140L226 141H228L229 140V135H228V133H226ZM241 135V134H240ZM264 135V133H262V130L261 129H259V133H258V137L260 138V137H262ZM36 136V135H35ZM38 136V135H37ZM42 136H43V138H45L44 137V135L42 134ZM147 136V135H146ZM189 136V137H188ZM239 136V135H238ZM32 137V136H31ZM77 137V136H76ZM86 136L84 135V137H83V139L85 138ZM98 137V136H97ZM103 137V135H101V137L100 138H102ZM116 137V136H115ZM184 137H188V139H187V141L184 139ZM244 137V136H243ZM242 137V138H243ZM74 138V137H73ZM82 138V137H81ZM105 138V139H106ZM118 138V137H117ZM147 138V137H146ZM226 138H228V140L226 139ZM4 139V138H3ZM2 139V140H3ZM7 139V140H8ZM12 139V140H11ZM86 139V138H85ZM91 139H94L93 141H91ZM104 139V138H103ZM132 139H134V137H132ZM139 139H141V137L139 138ZM202 139V138H201ZM210 139H212V140H210ZM233 139V141H231V140H229V142H234L235 140ZM240 139V138H239ZM5 140V139H4ZM20 140V141H19ZM40 140H44V139H40ZM108 140V142H113L114 140H112V141H109ZM136 140V139H135ZM261 140V139H260ZM10 141H14L12 144H11V142ZM60 141V142H59ZM72 141V140H71ZM82 141H84V140H82ZM186 141V142H185ZM208 141H209V143H208ZM211 141V142H210ZM3 142V141H2ZM5 142V141H4ZM3 142V144H5ZM56 142H58V143H60L59 145H56ZM67 142H69V140H67ZM89 142V144H91ZM107 142V143H108ZM115 142V141H114ZM122 142V141H121ZM121 142H119V143H121ZM140 142V141H139ZM142 142V141H141ZM214 142V143H213ZM34 143V142H33ZM36 143V142H35ZM38 143V142H37ZM36 143V144H37ZM42 143V142H41ZM83 143V145L84 146H89V149H87L86 148V150H90L91 152H89V156L90 155H92V154H99L100 153V155H101V152L100 151H102V150H100L99 151V153H98V148H97V146L98 145H96V148H97V150H94L95 149V145H93V143H92V145H85V143H86V140H85V142H82ZM117 143H118V141H117ZM135 143V142H134ZM196 143V144H195ZM1 144V143H0ZM68 144V143H67ZM79 144H81V142L79 143V140H78V144H76V146L77 147H79V148H76L77 149V156H76V158H78V154H80V153H82V154H84L83 152H78L79 150L78 149H80V146H79ZM113 144V143H112ZM227 144H228V142H227ZM234 144H236V143H234ZM38 145V144H37ZM36 145V146H37ZM40 145V144H39ZM38 145V147L39 148H41L40 146ZM73 145V144H72ZM109 145V144H108ZM114 145H115V143H114ZM113 145V146H114ZM143 145V144H142ZM142 145H141V148H142ZM194 145V146H193ZM205 145V144H204ZM213 145H214V147H213ZM219 145H221V144H219ZM233 145V144H232ZM237 145V144H236ZM235 145V146H236ZM246 145V144H245ZM244 145V146H245ZM33 146H35V145H33ZM32 146V147H33ZM46 145H44V147H45ZM56 146V147H55ZM67 146V145H66ZM92 146H94L93 148H92ZM111 146V145H110ZM112 146V147H113ZM116 146H119L118 144L116 145ZM31 147V148H32ZM48 148V150H49V152H57V148L54 150V151H50V149L51 148ZM60 147H62L61 145H60ZM59 147V148H60ZM82 147V146H81ZM93 149V151H92V149ZM108 147V146H107ZM199 147V146H198ZM198 147H197V150L199 151L200 149H198ZM205 147V146H204ZM216 147H215V149H216ZM220 147V146H219ZM246 147V146H245ZM261 147V146H260ZM35 148V147H34ZM83 148V147H82ZM138 148H140V143H139V146H138ZM234 148V147H233ZM243 148V147H242ZM241 148V149H242ZM33 149V148H32ZM32 149H30V150H32ZM38 148H35V151H38V153L42 150V149H39V150H37ZM51 149V150H52ZM76 149H75V151H76ZM193 149V148H192ZM195 149V148H194ZM239 149V148H238ZM0 150V151H1ZM47 151L48 152V150H46V149H43L42 150V152L43 151ZM108 150H110L109 149V147H108ZM116 150H118V149H116ZM186 150H188V149H186ZM243 150V149H242ZM247 150V149H246ZM33 151H34V149H33ZM34 151V155L35 156H37L38 155V153L37 152H35ZM81 151H82V149H81ZM95 151H97V152H95ZM107 151V150H106ZM120 151V150H119ZM134 151V150H133ZM132 151V152H133ZM208 151V150H207ZM209 151H210V148H209ZM215 151V150H214ZM238 151V153H239V150H237ZM41 152V153H42ZM48 152V153H49ZM93 152V153H92ZM112 152V151H111ZM187 152V151H186ZM194 152V151H193ZM192 152V153H193ZM240 152H242V151H240ZM40 153V154H41ZM45 155H49V154H47L46 152H43ZM54 153V154H55ZM87 153H88V151H87ZM87 153H85L86 155H88ZM90 153H92V154H90ZM112 153H114V152H112ZM116 153V152H115ZM118 153V152H117ZM117 153H116V155H117ZM121 153V152H120ZM131 153V152H130ZM194 153H197V151L195 150V152ZM201 153V152H200ZM237 153V152H236ZM37 154V155H36ZM58 154V153H57ZM60 154V153H59ZM66 154V153H65ZM64 154V155H65ZM79 155V156H83V155ZM95 154V155H96ZM133 154V153H132ZM136 154H138V153H136ZM204 154H205V152H204ZM207 154H209V153H207ZM242 154V153H241ZM251 154V153H250ZM261 154V153H260ZM259 154V155H260ZM52 155L53 154H51V155H49V156H51L50 158H46V157H44L43 158V160L45 159V160H47L48 159V161H44V164H46L47 165V163H48V165H49V163L51 164L52 162H51V158H52ZM67 155V154H66ZM95 155L93 156H85L86 158L88 157V158H95ZM103 155H105L104 153L102 154V157H103ZM110 155V154H109ZM234 155H236V154H234ZM249 155V154H248ZM34 156V157H35ZM39 156V155H38ZM42 156V155H41ZM41 156H39V158L41 157ZM55 156V155H54ZM97 156V155H96ZM106 156V155H105ZM111 156V155H110ZM109 156V157H110ZM262 156H263V154H262ZM64 157V156H63ZM84 157V156H83ZM113 157V156H112ZM136 157V156H135ZM192 157V158H193ZM236 157V156H235ZM260 158H261V156H259ZM258 157V158H259ZM55 158V157H54ZM57 158V157H56ZM65 158V157H64ZM69 158H70V156L68 157V160H69ZM74 158V157H73ZM73 158H72V160H73ZM82 160L84 159V158H82V157H80ZM80 158H78V162L80 163V161H79V159ZM166 158H168V157H166ZM200 158V159H201ZM259 158V159H260ZM264 158V157H263ZM29 159V160H28ZM35 159H36V157H35ZM35 159H32L31 160V162L32 161H34ZM95 159H97V157L95 158ZM94 159V162H96V160ZM101 161H102V163L105 161L104 159H106V157H103V159H101V156H100V158H99ZM99 159H97V160H99ZM107 159H108V157H107ZM57 160V159H56ZM65 160H66V158H65ZM70 160H71V158H70ZM85 160V159H84ZM90 160V159H89ZM89 160H85L84 162H81L80 164L81 165H84V164H82V163H85L86 161H88V162H86L87 163V166H85L84 168H85V170L87 169V167H89L88 169H90L92 166H94V165H90V161ZM99 160V162L101 163V161ZM104 160V161H103ZM212 160V159H211ZM235 160H237V158L235 159ZM243 160V159H242ZM263 160V159H262ZM75 161H76V159H75ZM76 161V163H78ZM107 161V160H106ZM142 161V160H141ZM206 161V160H205ZM246 161H248L247 159H246ZM246 161H245V164H247L246 163ZM250 161H252V159H250ZM30 162V163H31ZM35 162V161H34ZM33 162V163H34ZM39 162H41V161H39ZM46 162V163H45ZM62 162V161H61ZM72 162V161H71ZM93 161H91V163H92ZM93 162V163H94ZM99 162H96L95 163V166L94 167H92L93 169H91V171L92 170H94L93 172V174H95V169L94 168H96V164L97 163H99ZM198 162V161H197ZM230 162L232 163V161L230 160ZM237 162V161H236ZM253 162V161H252ZM260 162V166H261V168H260V166H258V163ZM257 164H255V165H253V163L251 164L252 165V167H251V169L253 170V174L256 176V173L258 174V172L260 171V169H262L263 167H262V165H261V162H263V161H259ZM29 163V164H30ZM38 162H37V159H36V162H35V164H37ZM67 163H69V161L67 162ZM72 163H74V162H72ZM77 164V165H80V164ZM88 163H89V165H88ZM99 163V164H100ZM105 163V162H104ZM109 163V162H108ZM108 163H106V165L105 166H108L107 164ZM115 163V162H114ZM134 163V162H133ZM132 163V164H133ZM202 163V162H201ZM204 163V162H203ZM213 163V162H212ZM233 163H235V161L233 162ZM264 163V162H263ZM56 163H54V165H55ZM58 164V163H57ZM99 164H97V165H99ZM31 165V164H30ZM42 165H43V163H42ZM47 165V166H48ZM53 164H51V166H52ZM104 165V164H103ZM103 165H102V167H103ZM131 165V164H130ZM207 164H205V166H206ZM236 165V164H235ZM235 165H233V166H235ZM32 166V168H33V164L31 165ZM30 166V167H31ZM39 166V165H38ZM40 166H41V163H40ZM64 166V165H63ZM91 166V167H90ZM100 166H101V164L98 166L99 167V170H101L102 172L104 171V170H108V169H104V167L102 168V169H104V170H102L101 168H100ZM132 166V165H131ZM204 166V167H205ZM233 166H232V168H233ZM247 166H248V164H247ZM35 167H37V165H35ZM60 167V166H59ZM97 167V168H98ZM112 167V166H111ZM115 167V166H114ZM200 167V166H199ZM203 167V166H202ZM244 167V166H243ZM41 168V167H40ZM44 168H46L45 167V165H44ZM50 168V167H49ZM81 169L83 168V167H80ZM83 168V169H84ZM136 168V167H135ZM207 168V167H206ZM231 168V169H232ZM260 168V169H259ZM48 169V168H47ZM52 169V168H51ZM83 169H82V171H83ZM203 169V168H202ZM241 169V166H240V168H239V170ZM36 170V169H35ZM49 170V169H48ZM47 170V171H48ZM77 170V169H76ZM75 169H74V173L73 174H75L77 171H76ZM96 170H98V169H96ZM235 170V169H234ZM250 170V169H249ZM264 170V168L262 169V171ZM40 171V169H38V172ZM54 171V170H53ZM76 171V172H75ZM87 171V170H86ZM194 171V172H193ZM224 171V170H223ZM222 170L220 171V172H223ZM10 172V173H9ZM27 173L29 172L28 170L26 171ZM37 172V171H36ZM37 172V173H38ZM55 172H56V170H55ZM81 172V171H80ZM90 171H87V173H89ZM98 173H99V171H97ZM96 172V173H97ZM191 172H192V176H194V177H192V176H190L191 175ZM197 173H196V175H198V171H196ZM251 173H252V171H250ZM37 173H35V174H37ZM40 173V172H39ZM47 173V172H46ZM49 173V172H48ZM71 173V172H70ZM82 173V172H81ZM101 173V172H100ZM193 173H194V175H193ZM238 173V172H237ZM236 173V174H237ZM7 174H8V176H7ZM51 174H52V171H51ZM84 174H86V173H84ZM83 174V175H84ZM185 174V175H184ZM240 174V173H239ZM260 174V173H259ZM40 175V174H39ZM42 175V174H41ZM87 175V174H86ZM89 175H92L91 174V172H90V174ZM88 175V176H89ZM199 175H202V173L200 172V174ZM240 175H242V174H240ZM252 175V174H251ZM264 175V173L261 175V176H263ZM34 176V175H33ZM73 176V175H72ZM88 176H86V178H89ZM93 176V175H92ZM100 176V175H99ZM192 177L191 179H190V177ZM253 176V175H252ZM260 176V178H262ZM20 177V178H19ZM35 177H38V174H37V176H35ZM70 177V176H69ZM94 177V176H93ZM92 177V178H93ZM183 177V178H182ZM238 177H241V176H238ZM46 178V177H45ZM74 178V177H73ZM73 178L71 179L70 178V180H73ZM94 178H96V177H94ZM97 178H98V176H97ZM256 178V177H255ZM60 179V178H59ZM80 179V178H79ZM85 179V178H84ZM192 179H193V181H192ZM201 179H202V181H203V179H205V177L204 176H201ZM24 180V181H23ZM45 180H47V179H45ZM61 180H63V179H61ZM61 180H59V182L61 181ZM64 180H65V178H64ZM74 180H75V178H74ZM81 180V179H80ZM92 181L93 179H90L89 178V181ZM198 180V181H197ZM258 180V179H257ZM261 180V179H260ZM33 181V180H32ZM48 181V180H47ZM79 181V180H78ZM94 181V180H93ZM97 181H98V179H97ZM145 181V182H144ZM185 181V182H186ZM31 181H29L28 183L29 184H32V183H30ZM56 182H58V181H56ZM80 182V181H79ZM94 182H96V181H94ZM93 182V183H94ZM143 182H144V184H146L147 185V190H146V188H144V184H143ZM185 182H184V184H185ZM201 182V181H200ZM204 182L205 181H203V182H201L199 185H197L198 186V188L199 189H202L201 187H203V186H205L206 187V185L204 184ZM251 182H252V180H251ZM255 182L257 183H260L259 182V180L258 181H256L255 180ZM261 182H264V179L261 181ZM5 182H3V184H4ZM36 183H40V182H35V183H33V184H36ZM45 183V182H44ZM49 183H50V181H49ZM88 183V182H87ZM183 183V182H182ZM181 183V184H182ZM206 183V182H205ZM257 183V184H258ZM1 184V183H0ZM97 184V183H96ZM184 184H182V185H184ZM188 184H191V186L189 187V185L187 186V187H189V188H191L192 187V185L194 186V184L193 183H189V181H188ZM195 184V185H196ZM257 184H255V185H257ZM57 184H54V188L52 189V190H54L55 189V186H56ZM68 185V184H67ZM178 185H179V188L178 187H175V188H178V189H174L176 192H177V190L179 191L180 190V184H179V182H178ZM187 185V184H186ZM185 185V186H186ZM251 185V184H250ZM254 185V186H255ZM0 186H2V185H0ZM33 186V185H32ZM68 186H70V184L68 185ZM73 186H76V185H73ZM80 186H83V184H81ZM171 186V187H170ZM197 186H195V187H197ZM187 187H185V189L187 188ZM33 188H35V186H33ZM56 188H59L58 186H56ZM63 188H64V186H63ZM62 188V189H63ZM188 188V189H189ZM207 188H208V186H207ZM206 188V189H207ZM251 188V187H250ZM253 188V187H252ZM27 189H29V188H27ZM36 189V188H35ZM34 189V190H35ZM66 189V188H65ZM198 189V190H199ZM255 189V188H254ZM192 191H193V187H192V189H191ZM195 190V189H194ZM203 190H204V188H203ZM209 190V189H208ZM31 191V190H30ZM30 191H28V193H30ZM32 191H33V189H32ZM69 191H70V193H71V190L69 189ZM68 191V192H69ZM73 191V190H72ZM174 191V192H175ZM183 191V190H182ZM187 191H189V190H187ZM206 191V190H205ZM40 192V191H39ZM48 192V191H47ZM60 192V191H59ZM81 192V191H80ZM79 192V193H80ZM83 192V191H82ZM174 193V194H176L177 196L179 195L180 196V194H179V192H177V193ZM184 192V191H183ZM190 192V191H189ZM197 191H195V193H196ZM203 192V191H202ZM201 192V193H202ZM207 192V191H206ZM27 193V194H28ZM34 193L35 192H33L32 193V195H34ZM74 193V192H73ZM182 193V192H181ZM184 193H186V192H184ZM27 194H24V196L25 195H27ZM36 194L38 195V193H37V191H36ZM40 194V193H39ZM62 194V193H61ZM88 194V193H87ZM173 194V195H174ZM196 194H198L199 195V193H196ZM30 195V194H29ZM31 195V196H32ZM37 195H34L35 196V198H36V196ZM57 195H59L58 193H57ZM57 195H56V192H53L52 193V195H51V197H50V199H48L51 203H54L55 202V204L54 205H56L57 203H56V201H58L59 199L58 198H56L57 197ZM71 195V194H70ZM77 195V194H76ZM75 195V196H76ZM206 195V194H205ZM23 196V197H24ZM34 196H32V198L34 197ZM40 196V195H39ZM63 196V195H62ZM68 196H69V194H68ZM74 196V195H73ZM74 196V197H75ZM177 196H175V197H173L174 199L177 197ZM42 197V196H41ZM60 197V196H59ZM165 197V196H164ZM30 198V197H29ZM62 198V197H61ZM64 198V197H63ZM62 198V199H63ZM173 198H171V199H167V201H170L171 200V202L173 201V203L172 204H177V198L175 199L177 202H175L174 201V199ZM37 199H39L40 201H41V199H40V197L39 198H37ZM58 199V200H57ZM61 199V200H62ZM85 199V198H84ZM173 199V200H172ZM207 199V198H206ZM34 200V199H33ZM71 200V199H70ZM74 200V199H73ZM73 200H71V201H73ZM29 201H32L31 200V198H30V200ZM35 201V200H34ZM166 201V202H167ZM208 201V200H207ZM63 202V201H62ZM35 203V202H34ZM34 203H32V204H34ZM60 203H61V201H60ZM47 204V203H46ZM50 204V203H49ZM63 204H64V202H63ZM62 204V205H63ZM73 204H74V202H73ZM170 204V203H169ZM51 205V204H50ZM61 205V204H60ZM75 205V204H74ZM165 205V204H164ZM46 206V205H45ZM48 206V205H47ZM64 206V205H63ZM67 209H66V211H65V208H62V207H59V205H58V207L57 206H55V208L57 207V209L59 208H61V209H64V214H66V212L68 213V208H69V206H68V203H67ZM162 206V207H161ZM168 205V203H167V208H169V207H171V206H169ZM120 207H122L123 208V210L120 208V210H119V214H117V216L118 215H123L124 213H125V207L122 205V204H120ZM140 207V208H139ZM174 207V206H173ZM43 208H44V205H43ZM54 208V209H55ZM175 208V207H174ZM177 208V207H176ZM72 209H73V206H72ZM36 210H38V209H36ZM71 210V209H70ZM50 211V210H49ZM63 211V210H62ZM75 211V210H74ZM74 211L72 212V214L74 213ZM24 212V213H23ZM48 212V211H47ZM53 212H56L55 210L53 211ZM58 212L60 213V211L58 210ZM149 212V211H148ZM26 213V214H27ZM44 213V212H43ZM57 213V212H56ZM53 214V213H49V214H51V216H52V219H50L51 218V216H50V218L48 219L47 217V219L50 221L49 223H51V220L53 221V223L52 224H54V226H57L58 224H59V226L60 227H62L63 229L65 228V227H67L66 225L65 226H63L64 224H67V223H69V222H65L64 223V221L62 222L61 221V219H64L63 217H64V214ZM71 213V212H70ZM82 213V212H81ZM7 214H9V216L7 217ZM35 214V213H34ZM31 215H33V213L31 212V214L29 213V217L31 216ZM44 215L45 216H47V214H45L44 213ZM57 215V216H56ZM70 215V214H69ZM156 216H154V217H158L157 216V214H155ZM36 216V215H35ZM34 216V217H35ZM37 216H38V214H37ZM41 216V215H40ZM44 216V217H45ZM66 217H67V215H65ZM71 216V215H70ZM70 216L69 217H67V218H69V220L68 219H66V217H65V219L67 220V221H70ZM78 216V215H77ZM149 216V215H148ZM34 217H33V221L35 220V222L37 221H39L40 220V217L38 218L37 217V219H36V217H35V219H34ZM74 218H75V213H74V216H73ZM73 217H71V219L73 218ZM26 218H28V217H26ZM30 218H32V217H30ZM29 218V219H30ZM141 218V217H140ZM29 219H27L28 221H29ZM57 219L59 220V221H61V222H57ZM64 219V220H65ZM77 219V218H76ZM76 219H74V220H76ZM24 220V221H23ZM26 220V221H27ZM128 220H130V219H128ZM134 220H136V219H134ZM143 220V219H142ZM32 221V222H33ZM77 221V220H76ZM152 221V220H151ZM15 222H18V224L19 223H21V225L18 227V230H17V226H13V225H15ZM31 222V223H32ZM36 222V224L38 225L39 223H37ZM57 222V223H56ZM72 222L75 224V226H76V222L75 221H73V219H72ZM137 222V221H136ZM139 222H140V220H139ZM143 222H144V220H143ZM143 222H142V224H143ZM55 223L57 224V225H55ZM60 223L62 224V223H64V224H62V226L60 225ZM138 223V222H137ZM70 224H71V221H70ZM74 224H73V226H74ZM31 225V224H30ZM46 225V224H45ZM44 224H43V227L45 226ZM48 225V224H47ZM68 225V224H67ZM140 225H141V223H140ZM146 224H144V226H145ZM27 226V227H26ZM38 226H40V224L38 225ZM52 226V225H51ZM59 226H57V229H58V227ZM72 226V227H73ZM74 226V227H75ZM139 226V225H138ZM14 227H16L15 229H13ZM36 227V226H35ZM42 227V228H43ZM46 227V226H45ZM48 227V226H47ZM69 227V226H68ZM65 228V229H68L69 230V232H71L70 230H71V228L69 227V228ZM22 230H21V229ZM49 228V227H48ZM47 228V229H48ZM56 228V227H55ZM55 228H53L52 227V229L51 230H53L54 232H52V233H54L53 235H55ZM78 228V226H76V229ZM13 229V230H12ZM19 229L21 230L20 232H19V236H13V234L15 233V232H13V231H19ZM64 229V230H65ZM75 228H74V232L72 231V234L74 233L75 234V230H76ZM32 230H33V228H32ZM34 230L36 231L37 230V228L35 229L34 228ZM38 230H41V228L39 229V227H38ZM38 230H37V232H38ZM50 230V229H49ZM62 229L61 228H59V232L61 231ZM94 230H96V233H98V234H96L95 233V231ZM151 230V229H150ZM150 230L148 231V232H150ZM153 230V229H152ZM47 232V231H46ZM64 232H67V230H65ZM82 232V231H81ZM49 233V232H48ZM80 235H81V233L80 232H78ZM84 233V232H83ZM94 233L96 234V235H94ZM37 234V233H36ZM65 234V233H64ZM76 234H77V232H76ZM75 234V235H76ZM15 235H17V234H15ZM45 235H47V233L45 234ZM38 236L39 237H37V235L35 236L36 238H39L40 239V235L38 234ZM74 236V235H73ZM131 236V235H130ZM130 236H129V238H130ZM133 237H134V235H132ZM47 237V236H46ZM53 237V236H52ZM80 237V236H79ZM75 238V240H76V238H77V240L75 241V242H73L72 241V239H74ZM136 238V237H135ZM134 238V239H135ZM39 239L37 240V241H39ZM54 239V238H53ZM130 240V239H129ZM41 241V240H40ZM44 241V240H43ZM56 240H55V243H58ZM135 241V240H134ZM137 241V240H136ZM47 242H48V239H47ZM52 242V241H51ZM54 242V241H53ZM52 242V243H53ZM77 242V243H76ZM132 241H130L129 242V244L131 243ZM51 243V244H52ZM128 243V242H127ZM137 243V242H136ZM135 243V244H136ZM44 244H45V242H44ZM50 244V245H51ZM133 244V243H132ZM131 244V245H132ZM49 245V247H51ZM123 245V246H122ZM128 245V244H127ZM58 246V245H57ZM60 246H61V244H60ZM55 247V246H54ZM128 247H130V245H128ZM53 248V244H52V247H51V249ZM54 249V248H53ZM56 249V248H55ZM63 249H61V247H60V250L62 251ZM58 251V250H57ZM105 251V252H104ZM53 252V254H58V253H55L54 251H52ZM51 252H50V256L51 255H53ZM115 254V253H114ZM45 255V254H44ZM104 255V256H105ZM116 255V254H115ZM59 256H60V254H59ZM98 256H99V254H98ZM57 257H58V255H57ZM101 258H102V256H100ZM112 257V260H113V257L114 256H111ZM54 258V257H53ZM115 258V257H114ZM51 259H52V256H51ZM99 259V258H98ZM107 259H110L111 260V258H107ZM106 259V260H107ZM54 260H55V258H54ZM53 260V261H54ZM58 260V261H59ZM101 260V259H100ZM103 260H104V258H103ZM109 260V261H110ZM50 261V260H49ZM56 261V260H55ZM105 261V260H104ZM62 262V263H63ZM101 262H103V261H101ZM101 262H99V263H101ZM108 262V261H107ZM61 262H60V264H62ZM98 263V264H99ZM53 264V263H52ZM56 264V263H55ZM57 264H58V262H57ZM103 264H105V262H103Z\"/></svg>", "mask_w": 264, "mask_h": 264}]
</instances>
